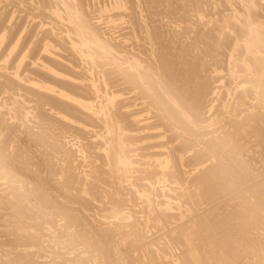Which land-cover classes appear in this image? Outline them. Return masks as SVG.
I'll use <instances>...</instances> for the list:
<instances>
[{
    "label": "bare ground",
    "instance_id": "obj_1",
    "mask_svg": "<svg viewBox=\"0 0 264 264\" xmlns=\"http://www.w3.org/2000/svg\"><path fill=\"white\" fill-rule=\"evenodd\" d=\"M6 1V0H5ZM10 1H12V0H8V2L10 3ZM19 2H15V1H13V3L15 2L16 4L18 3V4H20V1H22L23 3L22 4H20V5H22L24 8H26L27 7V2H29L30 4H33L34 3V0H18ZM37 2V4H38V2L39 1H46L45 2V4H47V5H45V6H47L46 8H45V6H42V7H44L45 8V10H44V8H42V7H40V6H38L40 9L42 8L43 9V13L42 14H44L45 12H47V14H44V16L43 17H46V15L48 16L47 18H49L50 19V21H53V22H56L57 24H58V26L57 25H55L57 28H58V30H59V33H57V31H55V27H54V24H53V27H51L50 29H47V36H49L50 35V38H53V40H54V42L55 41H57V44H59L58 42H60V43H62V46L59 44V46L60 47H63L64 46V48L65 49H63V50H65L66 52H69L71 55H72V59L74 60H71V61H73V63L72 62H69V63H72L71 65L70 64H67V63H65L64 61H58V60H56V62H59L60 63V65H58L59 67L57 68H55V66L57 65V64H59V63H55L54 65L52 64V62L51 61H46V60H44V58L43 57H41V59H43V61H41V63H39V62H34L33 60V64L35 63V64H37V66H35V64H34V66H33V68H31L32 69V71H31V73H35L36 72V74L37 75H34V76H37V79L35 78H31V76L33 75V74H30L29 75V73L30 72H28V71H24L25 73H28L27 75H25V76H23V68L26 70L27 68H29V67H27L26 68V65L28 66V63L26 62V61H24V62H22V63H20L19 64V66L17 65V64H15V65H17L18 67H17V72H16V74H15V77H13L12 76V72H10L9 70H8V68H10V64L11 63H7V64H9L8 65V68H7V65H0V96H2L1 98L3 99V97L5 98V99H7L8 100V103H5L6 102V100L5 101H1L2 102V105H3V103H5V104H7V105H4V108H3V110H0V121H2L3 119H4V121H7V123H5V124H8V123H10V124H14V125H16V126H18V127H20V128H22L20 125H19V122H21V120H23V119H26V124L24 125L25 127H23V130L24 131H26L27 133H31V132H34L35 130H34V128L36 127V126H34V124H33V118L35 117V118H38V120H40L39 118H41V120H43V124H46L47 123V125H49V128L48 127H46L47 129H48V133L46 132V134H47V137H46V135H41L42 137H46L45 139H44V141H43V138H41V136H40V138L42 139V143L40 144V146L43 148V149H45V151H46V154L49 156L48 157V160H49V162L47 163L46 162V158L44 159L45 160V162H46V166L48 167V165L47 164H50V169L47 171L49 174L46 176V181H47V183L46 184H48V186L50 187V189L48 188V190H50L51 192H53V194L55 195V199H57V198H61L60 200H62V199H65V201H62V202H66L67 200L69 201H71V202H74V204L73 203H71V205H77V204H79L80 203V205H82L83 204V207H84V205H86V206H88L90 209H91V207H90V202H92V201H88L89 199H86V198H88V197H85V196H82V194L83 193H86L87 195H90V194H96V195H98L97 194V191L98 192H100L98 189H99V184H102L101 186H103V185H107L108 186V189H110L111 191L110 192H108V190H105L104 192L106 193V191L108 192V194H110V201H111V195H112V200H113V203H108L109 205L107 206V207H105L108 211V214L111 216V218H112V221H113V223H112V226H110V225H108L106 222V224L108 225L107 226V229H108V227L110 226V227H112V229L110 230L111 231V238L112 237H116V236H118L119 237V235L118 234H122V235H124V234H126L127 233V236H126V238L127 239H129L128 237H129V231L127 230L128 228H129V225H130V223L129 224H127V221L129 222V215L131 214H133L134 213V211L132 210V209H130V208H128L127 206H131V205H129V203H128V205H127V202H125L124 200L126 199H124L123 200V203L125 202V204L127 205L126 207L127 208H125V206L122 204V198H124V197H122L121 196V193H122V189L123 188H125L124 187V183H125V181H127V177H126V174H127V169L128 168H130V167H128V166H133V165H136V164H133V162H131L129 159H132V157L135 155H133V156H131L130 154L132 153L133 154V152H132V150L131 149H133L132 147L135 145V147H136V145L138 144V143H141L142 145H144V147H140V148H143V149H146V150H141L142 151V153L144 152V151H147V150H152L154 147H156V146H158L159 144H160V146H158L161 150L160 151H152V153L151 152H149L148 154H146V156L148 157V159L147 160H144V162H147V161H151V163H152V165H154V164H156V166L158 167V168H160V170L161 171H159V172H156L155 173V175L156 176H154V177H159V176H161V178H159V179H156V180H153L154 182L153 183H149L148 182V180L146 181V177H145V180H143V181H146L148 184H145V182H144V184H143V181H140L139 179H137L138 178V175H137V180L136 181H138V182H142V185L139 183L138 184V182H136V183H133L132 184V182H131V189H134L135 188V190H130V187H129V189L128 188H126V190L128 189V190H130V192L129 193H131V191H133L132 193H134V195L136 196V204H134V205H140L142 208H143V210L145 209V212L147 213V215L146 214H144V215H146L147 216V218H146V216H145V218L146 219H141L140 217H138V218H140L141 220H139V219H137L136 220V225H137V227H143L144 228V231L142 232V234L144 233V235H143V237H145V234H147L146 232V230H149L150 228L152 229V227H149L150 225L149 224H154L155 222V225H151V226H156L157 227V229L160 231V229L162 230V229H165V228H168V226L167 225H169L170 226V223H171V219H170V217H172V216H176V214H178L177 212H176V214H171V213H169V208H172L173 206H168V204L165 206L166 208H164V206H163V204H164V202H162L160 199H158V200H160V201H158L156 198L157 197H160V196H162L164 193L165 194H167V192H166V190H167V186H166V181H164L163 179L166 177V175H167V171H169L170 170V168H172V167H170V164L171 163H175L176 161H175V159H179L180 160V162L182 161V156H180L179 157V153L177 154L178 155V157H175L174 155H173V153L171 152V150L169 149V148H167V146L168 145H171V144H169L168 143V145H162L163 143H160L161 141L159 140V144L158 145H155L154 143H156V142H154V143H151L150 142V140H152L155 136H156V133H150V134H147V133H143L142 132V129H144V130H146V132H150L151 130L153 131V129H155L154 127V123L153 124H151V125H149V122L148 123H146L147 121H149L150 119H153V118H150L149 117V114H150V116H151V114H153V116L157 119V116L159 117V120L161 119L162 121L164 120L165 122H166V124H165V122L163 123V124H158L159 125V127L160 126H162L163 128H165V127H167V129L168 130H170V128H171V131H170V133L172 132V131H174V132H179L178 134H182L183 135V138L185 139V137L186 138H188V139H192L193 141L192 142H195V145L197 146L196 148L199 150V151H201V150H203V149H205L207 146L206 145H208L209 146V144H210V141L212 140V139H215V141H216V139L218 138L217 136H213L212 137V139H210V140H208L207 139V137L208 136H210V135H214L213 134V125H215V124H218V122L220 121L219 120V118L220 119H222L221 118V116H224V118L226 117V119L225 120H223L222 119V121H223V123H224V125H225V123H229V125H227V128L231 125L232 126V128L235 130V134H234V137H235V135L237 136L238 134H240V131H243V129H242V127L244 126V121L245 120H247V119H249L251 122H253V123H255V124H257V127L255 128V131L254 132H252V133H256L257 135H260L261 137H264V3L262 2V0H223L227 5H228V7H230V8H232L231 10H233V12L232 13H234V14H228L227 13V16L228 17H231L232 19H233V21L231 22L230 20H228L229 22H231L230 23V25H225V26H223V30L224 31H222V30H220V32H217V34L215 35H213L212 34V36H213V38H215V36L217 37V38H221L222 36H223V39L221 40V42L219 41L217 44L220 46V48H216V47H214V43L213 42H211L210 41V43L208 44V46L210 45V46H212L213 48H216V49H218L219 50V52H220V54L218 55L219 56V58L221 59V60H219L218 62H219V64H220V66L218 67V65H216V66H214L213 68H215V67H218V69L219 70H221V73H222V77H217L219 80H220V87H218L219 89V95L218 94H216V95H218V98H217V102H216V104L218 103V106L217 105H215L216 107H218V108H216V110H214L215 108H214V105L212 106V104L213 103H210V105H211V109H209L208 107H207V104H206V107L207 108H205L206 110L207 109H209L208 111H205V112H209L208 114H206L205 112H203V113H205V115L207 116L206 118H204V115H202L203 117V119L201 120L200 118H201V115L199 116L200 118H198L197 117V113H198V115L200 114L199 112H197V113H195L196 111H197V109H196V104L194 105L195 107H194V109H192L193 107H192V105H190V106H188V105H186L185 104V102H186V100H187V98H186V95H187V91L185 92V90H188L189 91V89H183L184 91H183V93L185 92V94H184V96L185 97H182V95H183V93H179L180 91H179V88L178 87H176V86H179V85H176L175 86V84L174 83H172L171 82V80L169 81V78L166 76L167 75V73H166V75H165V71H162L161 72V70H164V69H160L161 68V65L162 64H160L161 62L163 63L164 61H166L167 59H165V60H163L164 59V57L166 58H169L168 56H164L163 57V54L162 55H160L161 56V58H159L160 59V61H159V59L157 58V56L158 57H160L158 54H157V56L155 55L156 53H153L154 52V50H153V52L152 51H147V52H149V54L147 53V54H145V53H143V52H145L146 50H149V49H147L146 48V46L148 47V45L150 46L151 44L153 45V43H147V45L146 44H144V42H143V40L141 41V42H143V44H144V46H145V48L146 49H143L142 48V44L141 43H139L138 41H136L138 44H141L142 46H140L141 47V49L140 48H137V49H140V52H138V53H142L143 55H142V57H138L136 54H134V52H130L131 50H129L130 48H131V44H130V46H129V48H127V46L125 45L126 44V42H125V44H122V40L119 42V43H115V39H114V42L112 41L111 42V40H109V39H107V37H103L104 35H106V34H103V32H105V31H103V28L102 29H100L99 27V30H101L102 31V33L101 34H103V36L100 34V32L98 31H96V30H98V28L97 29H95V32H93V30H92V26L93 25H91V29H90V27H88L87 26V24L88 25H90V23L92 22H90V23H87V22H89V19L88 18H90V17H88L89 15H91L89 12H87V14H88V16H85L86 14H85V12H83V11H81V13H82V16H83V13L85 14L84 16L85 17H88V18H85V20L86 19H88V20H84V19H82L81 18V16H80V12H79V7H78V2L80 1H76L75 2V0H36ZM81 1H83V0H81ZM116 1V0H115ZM136 2L135 3V5L136 4H141V3H143V2H147V4H148V6H149V3H152V2H154L153 0L151 1V2H149L148 3V1H150V0H133V2ZM157 1V0H156ZM165 1V0H164ZM163 1V2H164ZM172 1V0H171ZM170 1V2H171ZM185 1V0H184ZM195 1V0H194ZM194 1H192L193 3H194ZM199 1V0H198ZM201 1V0H200ZM208 1H210V0H208ZM207 1V2H208ZM220 1H222V0H220ZM220 1L218 2L219 3V5H220ZM3 2V1H2ZM24 2H26L25 3V5H24ZM33 2V3H32ZM123 2V1H122ZM127 2V1H126ZM130 2H131V0L129 1V4H130ZM169 2V1H168ZM191 2V1H190ZM189 2V4H191ZM216 2H217V0H216ZM4 3V2H3ZM14 3V4H15ZM29 3H28V6H29ZM42 3V2H41ZM76 3H77V6H76ZM83 3H85L84 1H83ZM83 3H81L82 5H80V6H82V8H83ZM87 4H88V2H86ZM160 3H162V2H159L158 1V3H156V4H160ZM173 3V2H172ZM199 3V2H198ZM212 3H214L213 2V0H212ZM218 3H216V5L218 4ZM222 3V2H221ZM8 4V3H7ZM6 4V5H7ZM15 4V5H16ZM35 4V3H34ZM80 4V3H79ZM87 4H85L86 6H89L91 3L89 2V5H87ZM121 4V3H120ZM125 4V3H124ZM128 4V3H127ZM128 4V5H129ZM134 4V3H133ZM153 4V3H152ZM171 4V3H170ZM188 4V6H187V8H189V5ZM203 3H201V5H202ZM215 4V3H214ZM224 4V3H223ZM112 6H113V2H112V4H111ZM142 5V4H141ZM157 5V6H158ZM184 5H187V4H184ZM193 5V4H192ZM196 5V4H195ZM201 5H198V6H201ZM209 6H210V4H208ZM222 5V4H221ZM8 6V5H7ZM26 6V7H25ZM31 6V5H30ZM85 6V7H86ZM92 6V5H91ZM95 6V5H94ZM100 6V5H99ZM115 6V5H114ZM121 6V5H120ZM125 6V5H124ZM132 7L133 8V5L131 4V5H129V6H125L127 9H128V7ZM143 6V5H142ZM145 6V5H144ZM154 6L155 5H152V7L154 8ZM156 6V7H157ZM180 6V5H179ZM183 6V5H182ZM31 7H33V6H31ZM37 7V8H38ZM104 7V6H103ZM107 7V6H106ZM139 6H137L136 8H135V6H134V8H135V10L138 8ZM156 7H155V9H154V13H155V11L156 10H158V15H159V11H160V9H156ZM159 7V6H158ZM157 7V8H158ZM160 7H164V4L162 5V6H160ZM159 7V8H160ZM194 7V6H193ZM215 7V6H214ZM4 7H2V9H3ZM19 8H20V6H19ZM36 8V7H35ZM88 9H89V7H87ZM94 8H96V7H94ZM119 8V7H118ZM143 8V7H142ZM149 8V7H148ZM150 8H151V6H150ZM165 8V7H164ZM164 8H163V10H162V12L164 11ZM166 8H167V5H166ZM168 8H169V6H168ZM197 6L195 7V10H193V11H198L197 9H199V8H197ZM201 8H204L205 9V5H204V7H201ZM200 8V9H201ZM28 9V8H27ZM29 9H31V8H29ZM33 9H34V7H33ZM91 9H93L92 7H91ZM99 9V8H98ZM183 9H185V8H183ZM204 9H202V10H204ZM209 9V8H208ZM32 10V9H31ZM31 10H29V11H31ZM38 10V9H37ZM81 10H84V9H81ZM86 10V9H85ZM84 10V11H85ZM104 10V9H103ZM116 10V9H115ZM118 10V9H117ZM129 10L131 11L132 9H130L129 8ZM129 10H127V12L129 11ZM135 10H133V11H131L132 12V14L134 13V11ZM139 10H141L140 9V7H139V9H138V11ZM144 10H145V8H144ZM143 10V11H144ZM175 10V9H174ZM215 10H217L216 8H215ZM9 11V10H8ZM24 11H25V9H24ZM39 11V10H38ZM45 11V12H44ZM90 11V10H89ZM96 11V10H95ZM137 11V10H136ZM135 11V12H136ZM169 11H171V10H169ZM168 11V12H169ZM182 11V10H181ZM189 11H192V10H190L189 9ZM189 11H188V9H187V11H186V13L188 12L189 13ZM192 11V12H193ZM27 12V11H26ZM35 13L36 14V10L35 11H31L30 13ZM91 12V11H90ZM102 12V11H101ZM141 12V11H140ZM152 12V11H151ZM161 12V13H162ZM165 12V11H164ZM163 12V13H164ZM201 12V11H200ZM200 12L198 11V13L199 14H195L196 16V19L198 18L200 21H203L204 20V16L202 15H200ZM205 12V11H204ZM4 13V12H3ZM16 13V12H15ZM29 13V12H28ZM32 13V15H34ZM93 13V12H92ZM104 13V12H103ZM109 13V12H108ZM115 13V12H114ZM130 13V12H129ZM144 13L145 12H143V15H144ZM153 13V12H152ZM155 13V14H156ZM167 13V12H166ZM165 13V14H166ZM172 13H173V10H172ZM175 13H178V12H176L175 11ZM203 13V12H202ZM238 13V16L236 15ZM94 14H96V12L94 13ZM132 14L130 15L131 16V20H134L135 21V18L134 17H132ZM137 14V13H136ZM168 14V13H167ZM171 14V13H170ZM179 14V13H178ZM1 15V14H0ZM7 15V14H6ZM37 15H39V14H37ZM108 15V14H107ZM125 14L123 13V12H121V13H115V16L114 15H111L110 17H107V21H115V20H113L114 19V17H122L123 18V16H124ZM138 16L140 15V13H138L137 14ZM142 15V16H143ZM152 15H154V14H152ZM182 15V14H181ZM181 15H179V17L181 16ZM184 16H185V14H183ZM182 15V16H183ZM187 15V14H186ZM30 16V15H29ZM40 16H42V15H40ZM84 16H83V18H84ZM135 16V15H134ZM137 16V18L136 19H139V17ZM145 16V15H144ZM147 16V15H146ZM145 16V17H146ZM148 16L150 17L151 16V13H150V15L148 14ZM146 17V18H149V17ZM166 16V15H165ZM169 16V15H168ZM174 17L176 16V15H173ZM181 16V17H182ZM193 16V15H192ZM33 17V16H32ZM39 17V16H38ZM95 17V16H94ZM103 17V16H102ZM105 17V18H106ZM178 17V16H177ZM180 17V18H181ZM190 18H191V16H189ZM188 17V18H189ZM224 17H225V15H224ZM42 18V17H41ZM104 18V17H103ZM134 18V19H133ZM140 18H142V17H140ZM145 18V19H146ZM151 18V17H150ZM146 19L148 22H149V20H151L152 18H154V16L151 18V19ZM160 18H162V17H159V18H156V20L157 19H159V21H160ZM170 18V17H169ZM168 18V19H169ZM179 18V19H180ZM184 18V17H183ZM182 18V19H183ZM185 18H186V16H185ZM188 18H186V19H188ZM189 18V19H190ZM214 18H216V17H214ZM227 18V17H226ZM15 19V18H14ZM46 19V18H45ZM90 19H92L93 20V18L91 17ZM121 19V18H120ZM130 19V18H129ZM145 19H143V20H145ZM155 19V18H154ZM171 19V18H170ZM169 19V20H170ZM173 19V18H172ZM171 19V20H172ZM175 19V18H174ZM176 19H178V18H176ZM178 19V20H179ZM182 19H181V21H182ZM206 19V18H205ZM220 19V18H219ZM230 19V18H229ZM231 19V20H232ZM41 20V19H40ZM106 20V19H105ZM104 20V21H105ZM131 20H130V23H131ZM156 20H154L155 22H156ZM185 20V19H184ZM191 20H193V18H191ZM218 20V19H217ZM220 20H224V23H225V19L224 18H222V19H220ZM3 21V20H2ZM47 21V20H46ZM49 21V20H48ZM47 21V22H48ZM94 21V20H93ZM140 21V20H139ZM139 21H137L136 22V24L139 22ZM141 21H142V19H141ZM153 21V22H154ZM180 21V20H179ZM178 21V22H179ZM186 21V20H185ZM193 21H197V20H193ZM210 21V20H209ZM215 21V20H214ZM221 21V22H222ZM12 22V21H11ZM38 22V21H37ZM45 22V21H44ZM52 22V23H53ZM142 22H144V21H142ZM144 22V23H146L145 25L146 26H142V24L144 25V23H142V24H140V26H141V28L143 27V28H145V30H147L148 29V27H150V30H149V32L152 30L151 29V26H149V23L151 22ZM169 22V21H168ZM188 22V21H187ZM217 22H220V21H217ZM217 22H216V26H218L217 25ZM16 23V22H15ZM55 23V24H56ZM96 23V22H95ZM95 23H92V24H95ZM125 23V22H124ZM123 23V24H124ZM129 23V22H128ZM133 23V22H132ZM140 23V22H139ZM147 23H148V26H147ZM157 23V22H156ZM164 23H166V22H164ZM195 23V22H194ZM199 23V22H198ZM202 23V22H201ZM215 23V22H214ZM223 23V24H224ZM1 24V23H0ZM38 24V23H37ZM43 24H45V23H43ZM59 24L61 25V27L59 28ZM112 24V23H111ZM110 24V25H111ZM117 24V23H116ZM162 24V23H161ZM190 24L192 25V23H191V21H190ZM189 24V25H190ZM200 24V23H199ZM204 24V23H203ZM207 24V23H206ZM219 24V23H218ZM3 25V24H2ZM46 25V24H45ZM97 25V24H96ZM159 25H160V23H159ZM175 25V24H174ZM182 25V24H181ZM191 25L189 26V28H190V32L191 33H193L192 32V29H191ZM221 25V24H220ZM219 25V26H220ZM18 26V25H17ZM39 26H40V24H39ZM156 26V25H155ZM154 26V27H155ZM185 26V25H184ZM199 26V25H198ZM208 26V25H207ZM3 27V26H2ZM6 27V26H5ZM28 27V26H27ZM119 27V26H118ZM127 27V26H126ZM133 27V26H132ZM146 27H147V29H146ZM164 27V26H163ZM177 27V26H176ZM179 27V26H178ZM182 27V26H181ZM192 27H193V25H192ZM195 27V26H194ZM205 27V26H204ZM211 27V26H210ZM207 28V27H205V29L207 28V29H211V28ZM87 28H89L90 30H88ZM95 28V25L93 26V29ZM131 28V27H130ZM139 28V27H138ZM142 28V29H143ZM157 28V27H156ZM155 28V31H157V29H161L160 27L159 28H157L156 29ZM175 28V27H174ZM187 28H188V26H187ZM187 28H184L185 30L187 29ZM197 28V27H196ZM200 28V27H199ZM2 29V28H1ZM33 29V28H32ZM127 29V28H126ZM167 29H168V26H167ZM204 29V30H205ZM220 29V28H219ZM219 29H216V30H218L219 31ZM9 30H11V29H9ZM19 30V29H18ZM21 30V29H20ZM92 30V31H91ZM109 30V29H108ZM135 30V29H134ZM138 30V29H137ZM163 30V29H162ZM166 30V29H165ZM164 30V31H165ZM194 30V29H193ZM212 30H214L213 28H212ZM212 30H210V31H212ZM46 31V30H45ZM63 31V32H62ZM125 31V30H124ZM127 31H129V29L127 30ZM133 31V30H132ZM142 30H140V32H141ZM144 31V30H143ZM160 30H158L157 31V33L159 32ZM163 31V32H164ZM170 31V30H169ZM168 31V32H169ZM175 31V32H174ZM181 32V29L179 28V30L177 29V32ZM200 31V30H199ZM198 30H197V33L199 32ZM14 32V31H13ZM12 32V33H13ZM126 32V31H125ZM125 32H124V34H125ZM134 32V31H133ZM147 32H148V30H147ZM148 32V33H149ZM154 32V31H153ZM172 32V31H171ZM173 32L174 33H176V30H173ZM172 32V33H173ZM184 32V31H183ZM186 32H187V30H186ZM186 32H184L183 33V35H185V37H186V39L188 40V38H187V36L186 35H188V34H186ZM203 32H205L206 33V35L208 34L207 33V30L206 31H203ZM15 33V32H14ZM40 33V32H39ZM43 33V32H42ZM44 33H43V35H44ZM65 34V35H62V34ZM126 33H128V32H126ZM151 33V36H153V34H152V32H150ZM170 33V32H169ZM171 33V34H172ZM202 33V32H201ZM201 33L200 34H198V35H201ZM211 33V32H210ZM8 34V33H7ZM6 33H5V35H7ZM59 34V35H58ZM135 34V33H134ZM140 34H142V32L140 33ZM146 34V33H145ZM156 34V33H155ZM4 35V34H3ZM12 35V34H11ZM24 35V34H23ZM26 35V34H25ZM37 35V34H36ZM121 35V34H120ZM136 35V34H135ZM148 34H146V36H147ZM150 35V34H149ZM148 35V36H149ZM157 35V34H156ZM166 35V34H165ZM164 35V36H165ZM175 34H172V36L173 37H175L174 36ZM176 35H177V33H176ZM180 35H182L181 33H180ZM182 35V36H183ZM196 35V34H195ZM194 35V36H195ZM127 36V35H126ZM133 36V35H132ZM132 36H130L129 35V37H131L132 38ZM137 36V35H136ZM142 36H145V35H141V37ZM158 36L160 37V34H158ZM168 36V35H167ZM181 36V37H182ZM189 36V35H188ZM191 36V35H190ZM194 36H192V37H194ZM211 36V34H210V38L212 37ZM5 37V36H4ZM7 37V36H6ZM23 38H25L24 36H22ZM38 37V36H37ZM40 37V36H39ZM43 37V36H42ZM113 37V36H112ZM140 37V38H141ZM155 37V36H154ZM157 37V36H156ZM155 37V38H156ZM169 37H171L170 36V34H169ZM177 37V36H176ZM184 37V36H183ZM182 37V38H183ZM196 37V36H195ZM202 37V36H201ZM201 37L200 38H197V39H200L201 40ZM207 37V36H206ZM205 37V38H206ZM46 38H48V37H46ZM45 38V36H44V39H46ZM50 38H48V39H46V40H49ZM116 38V37H115ZM124 38V37H123ZM133 38H135V39H140L139 38V35L137 36V38L136 37H133ZM151 39H153L152 37H150ZM154 38V39H155ZM158 38V37H157ZM166 38V37H165ZM164 38V39H165ZM209 38V37H208ZM212 38V39H213ZM225 38V39H224ZM2 39V38H1ZM41 39V38H40ZM39 39V40H40ZM43 38L41 39V41L42 40H44ZM142 39H144V38H142ZM147 39H148V37H147ZM146 39V40H147ZM154 39H153V42H154ZM159 39V38H158ZM169 39V38H168ZM174 38H172V40H173ZM204 39V38H203ZM5 40H7V39H5ZM36 40V39H35ZM52 40V39H51ZM52 40V41H53ZM113 40V39H112ZM125 40V39H124ZM132 40V39H131ZM141 40V39H140ZM150 40V39H149ZM169 40H171V38L169 39ZM172 40H171V42H169L170 44L172 43ZM175 40V39H174ZM177 40V39H176ZM179 41H181V39H178ZM177 40V43H173V45L174 44H178V46H179V41ZM199 40V41H200ZM205 40V39H204ZM204 40H202V42L204 41ZM214 40V39H213ZM212 40V41H213ZM2 41V40H1ZM45 41V40H44ZM52 41H51V43H52ZM148 41V40H147ZM146 41V42H147ZM189 41V40H188ZM198 41V40H197ZM206 41V40H205ZM209 41V40H208ZM215 41V40H214ZM6 42V41H5ZM19 42V41H18ZM18 42H16V43H18ZM54 42H53V44H54ZM117 42V41H116ZM131 42V41H130ZM149 42V41H148ZM157 42H159V41H157ZM157 42H155V43H157ZM162 42V41H161ZM166 42V41H165ZM175 42V41H174ZM190 42V41H189ZM193 41H191L190 43H192ZM195 42H196V39H195ZM202 42H200L201 44H202ZM33 43H35V42H33ZM136 43V44H137ZM154 43V44H155ZM186 44H188L187 42H185ZM199 43V42H198ZM4 44V43H3ZM2 44V45H3ZM23 44V43H22ZM56 44V43H55ZM127 44H128V42H127ZM135 44V43H134ZM136 44H135V49H136ZM169 44V46H168V49L170 48V47H172L171 45ZM180 44H182V43H180ZM193 44V43H192ZM204 44V43H203ZM215 44H216V42H215ZM217 44H216V46H217ZM15 45V44H14ZM20 45V44H19ZM33 45V44H32ZM35 45H37V44H35ZM35 45H34V47H35ZM41 45V44H40ZM43 45V44H42ZM94 45V46H93ZM168 45V44H167ZM176 45H174V46H176ZM190 45V44H189ZM194 45V44H193ZM221 45H222V47H221ZM10 46H11V44H10ZM56 46V45H55ZM54 46V47H55ZM115 46H117V48H115ZM134 46V45H133ZM154 46V48H155V45H153ZM156 46H158L157 44H156ZM165 46V45H164ZM173 46V47H174ZM178 46H176L175 48H178ZM182 46H185V45H183L182 44ZM195 46V45H194ZM193 46V47H194ZM196 46H198V44L196 45ZM21 47V46H20ZM139 47V46H138ZM158 47H161V45L160 46H158ZM172 47V48H173ZM181 46H179V49H181L180 48ZM187 47H192V46H187ZM187 47H184V50H183V52L185 51V48H187ZM192 47V48H193ZM11 48V47H10ZM14 48V47H13ZM16 48H17V46H16ZM23 48V47H22ZM28 48V47H27ZM31 48H32V46H31ZM51 48V47H50ZM50 48H49V46H48V44H47V46H44V52H45V54L46 53H49V54H51V50H50ZM149 48V47H148ZM153 48V49H154ZM164 48H167V47H164ZM189 49L188 50V48H187V50H188V52H187V50H186V52H184V53H182L181 52V55L183 56V58H184V55L185 56H188V58H191V59H194V62H195V59L198 61V58H197V56L199 57V52L197 53L196 51V53L198 54H196V53H194V51L193 50H195L194 48L193 49ZM199 48H201V45L199 46ZM204 48V47H203ZM7 49V48H6ZM24 49V48H23ZM40 49H43V46H42V48H40ZM60 49V48H59ZM128 49V50H127ZM134 49V48H133ZM143 49V50H142ZM152 49V48H151ZM156 49V48H155ZM158 50H160V48H157ZM156 49V50H157ZM162 49H163V47H162ZM207 49V48H206ZM205 49V50H206ZM3 49H0V53H1V51H2ZM16 50V49H15ZM20 50V49H19ZM33 50V49H32ZM31 50V51H32ZM62 50V49H61ZM145 50V51H144ZM164 50V49H163ZM173 50H174V48H173ZM197 50V49H196ZM199 50V49H198ZM218 50H215L217 53H215V51L213 52V53H215L214 55H216V54H218ZM29 51V50H28ZM30 51V53H32ZM56 51V50H55ZM134 51V50H133ZM169 51V50H168ZM166 52V54L167 53H170V52ZM171 51V50H170ZM3 52V51H2ZM8 52V51H7ZM6 52V53H7ZM9 52H12V51H9ZM14 52V51H13ZM18 52V51H17ZM26 52V51H25ZM39 52V51H38ZM42 52V51H41ZM65 52V53H66ZM159 52V51H158ZM203 52V49L201 50V54H203L202 53ZM207 52H208V50H207ZM30 53H29V55H30ZM160 53H162V52H160ZM159 53V54H160ZM173 53V51H171V54ZM174 53H175V51H174ZM209 53V52H208ZM211 53V52H210ZM58 54H60V53H56V56H58ZM63 54V53H62ZM145 54V55H144ZM194 54H196L197 56H195ZM212 54V53H211ZM222 54V55H221ZM12 55V54H11ZM16 55V54H15ZM28 55V56H29ZM44 55V54H43ZM55 55V54H54ZM68 55V54H67ZM71 55H68V57H71ZM167 55H169V54H167ZM196 57H194V56ZM204 55V54H203ZM220 55L222 56V58L220 57ZM4 56H6V54L4 55ZM26 56V55H25ZM46 56H48L47 54H46ZM46 56H44L46 59H47V57ZM60 56H61V54H60ZM140 56H141V54H140ZM144 56H146L145 58H143ZM181 56V57H182ZM205 56V55H204ZM203 56V57H204ZM211 56V55H210ZM209 55H208V57H210ZM217 56V55H216ZM217 56V57H218ZM30 57V56H29ZM28 57V58H29ZM63 57H65V58H67L68 59V57L67 56H63ZM180 57V56H179ZM201 57H202V55H201ZM207 56H206V58L209 60L210 58H208ZM49 56H48V60H49ZM65 58H62V56H61V59H65ZM171 58V57H170ZM213 57H211V59H212ZM218 58V59H219ZM11 59V58H10ZM19 59V58H18ZM66 59V60H67ZM106 60V61H109V62H111L112 64H113V66H115V67H117L116 68V72L114 71H111V70H109V71H107V69H104V67H108L107 66V62H103L104 60ZM176 59V58H175ZM190 59V60H191ZM201 59V58H200ZM207 59H206V61H207ZM211 59L209 60V61H211ZM216 59L217 58H215L214 57V60H215V62H216ZM7 60H9V59H7ZM21 60V59H20ZM34 60H35V58H34ZM39 60V59H38ZM52 60V59H51ZM100 60H103L102 62H100ZM171 60V59H170ZM185 60V58L183 59V64H184V61ZM189 60V59H188ZM205 59L203 58V61H204ZM3 61V60H2ZM5 62H6V60H4ZM9 61H14V60H9ZM18 61V60H17ZM36 61V60H35ZM40 61V60H39ZM45 61V62H44ZM53 61V60H52ZM160 62L159 64H157V62ZM168 61V60H167ZM181 61H182V59H181ZM186 61H187V57H186ZM208 62V61H207ZM212 62H213V59H212ZM18 63V62H17ZM165 63V62H164ZM163 63V64H164ZM172 63H173V61H172ZM180 63V62H179ZM187 63H188V61H187ZM186 63V64H187ZM191 63V62H190ZM206 63V62H205ZM204 63V64H205ZM214 63V62H213ZM4 64H6V63H4ZM174 64V63H173ZM192 64V63H191ZM194 64L195 63H193L192 65L193 66H191L190 68H192V67H194ZM200 64V63H199ZM201 64H202V62H201ZM200 64V65H201ZM203 64V65H204ZM210 63H208L207 64V67L208 68H210V66H208ZM214 64H218V63H214ZM80 65V67H81V65H85V66H87V69L86 68H82V70H85V72L84 71H81L79 68H77L78 70H75L74 68H75V66H79ZM108 65H110L111 66V64H109L108 63ZM157 65H159V66H157ZM164 65H166V64H164ZM163 65V66H164ZM175 65V64H174ZM197 65V64H196ZM206 65V64H205ZM12 66H13V68H14V65H13V63H12ZM113 66H111L112 67V70L114 69L113 68ZM171 66H172V64H171ZM179 67H180V69H181V67H182V64L180 63V65H178ZM178 66L176 67V65H175V67L176 68H178ZM111 67H109L110 69H111ZM166 67H170V64H169V66H166ZM165 67V68H166ZM186 67V66H185ZM188 69H190L189 68V63H188ZM12 68V69H13ZM97 68H99V69H101V70H97ZM184 68V67H183ZM196 68H198V65H197V67ZM201 68V67H200ZM203 68H206V66H203ZM213 68H212V66H211V69L213 70ZM30 69V68H29ZM103 69V70H102ZM167 69V68H166ZM165 69V70H166ZM179 69V70H180ZM186 69V68H185ZM188 69H187V72H188ZM193 69H195V67L193 68ZM215 69H217V68H215ZM217 69V70H218ZM10 70H11V68H10ZM80 70V71H79ZM115 70V69H114ZM172 71H170V73H168V75L170 76L171 75V79H173L172 77H175V76H177V73H181V71H179V72H177L178 70L176 69V70H173V69H171ZM202 70H204V69H202ZM206 70V69H205ZM210 69H208V71H209ZM212 70H210L211 72H213ZM10 73H9V72ZM30 71V70H29ZM43 72V73H45L44 74V78H46V80H53V82H48V81H46V80H44L42 77H43V73H42V75H41V72ZM111 71V72H110ZM167 71H168V69H167ZM166 71V72H167ZM177 72V73H174V72ZM189 71H192L191 73H189L190 75L191 74H193V73H195L196 72V69H195V72H193V70L192 69H190ZM208 71L206 72V71H203L204 73L206 72V73H208ZM215 71V70H214ZM21 72H22V74H21ZM108 72H110V73H108ZM112 72H113V75H116V73H119L118 74V79H119V82H120V84H121V81L120 80H122V79H124V81H122V83L124 82L125 84H127L126 86L127 87H129V92L128 93H130V92H133L134 91V95H133V98H125V94L123 93V90H128V89H126L125 87V89H123V90H121V92H119V94H117L116 92V86L119 84H117L116 82H115V79H113L114 80V82L117 84H115L112 80V82L113 83H109V82H111L109 79L112 77L111 75H109V74H112ZM164 72V73H163ZM182 72L183 73H186V71H183L182 70ZM198 72H200V69H197V72L196 73H198ZM163 73V74H162ZM196 73L194 74V76L196 75ZM205 73V74H206ZM200 74V73H199ZM210 74H213V73H210ZM209 74V76L210 77H212L211 75ZM218 74H219V72H218ZM119 75H122V79H120L119 78ZM185 75H187V74H185ZM190 75L188 76V77H190ZM198 75V74H197ZM208 74H206V75H201V76H207ZM215 75V74H214ZM220 75V74H219ZM111 76V77H110ZM179 76H181V75H179ZM178 76V77H179ZM182 76H184V74L182 75ZM209 76L207 77V78H209ZM110 77V78H109ZM117 77H114V78H117ZM124 77V78H123ZM185 77V76H184ZM193 77V76H192ZM197 78V80H198V77L199 76H196ZM109 78V79H108ZM113 78V77H112ZM182 78V77H181ZM187 78V77H186ZM195 77H193V79H194ZM206 78V77H205ZM206 78V79H207ZM175 79V78H174ZM173 79V80H174ZM176 79H177V77H176ZM175 79V80H176ZM183 79H185V78H183ZM191 79V78H190ZM190 79H188L189 81H190ZM196 79H194V80H196ZM203 79V78H202ZM202 79L201 80H199V82L200 81H202ZM213 79V78H212ZM216 79V78H215ZM215 79H213L214 81H217V79L215 80ZM177 81V80H176ZM184 81V80H183ZM189 81L187 82V83H189ZM205 81H207V80H204V82ZM209 81H211L210 83H212V80H211V78H209ZM208 81V82H209ZM179 82V81H178ZM190 82H194L193 80L192 81H190ZM196 82V81H195ZM195 82H194V85H195ZM198 81L196 82V84H197V87H198V89H199V87H200V89H203V90H197V91H200V92H198V93H201L202 95H203V97H202V103L205 105V103H208L209 104V101H210V99H209V97H210V95L212 94V92H211V90H212V88L214 89L215 88V86L214 87H212V88H210L209 89V85H212L213 86V84H214V82L212 83V84H207V82L206 83H204L203 81V83L201 82V84H203V85H201L200 86V83H199ZM219 82V81H218ZM217 82V83H218ZM183 83V82H182ZM120 84H119V87H120ZM179 84V83H178ZM185 84H186V81H185ZM111 85H112V87L114 88H112L111 87ZM122 86H123V84H121ZM189 85V84H188ZM194 85L193 84H190V86L188 87L187 85V87L188 88H190V90H191V88H194ZM218 85V84H217ZM182 86L184 87L185 85H180V88H181V90H182ZM193 86V87H192ZM118 87V86H117ZM186 87V88H187ZM196 88V87H195ZM195 88L194 89H192L193 91L195 90ZM208 89V90H207ZM111 90H113V91H111ZM195 90V91H196ZM127 92V91H126ZM180 95H178L177 93ZM188 93H190V92H188ZM192 93V92H191ZM193 93H196V92H193ZM209 93H210V95H209ZM217 93V92H216ZM2 94V95H1ZM131 94V93H130ZM197 94V93H196ZM120 95L121 96H124L122 99H121V101H120ZM126 95H128V94H126ZM191 95H194V94H191ZM198 95V94H197ZM215 95V96H216ZM138 96H139V99L141 98V99H145L146 98V101L147 100H149V101H147V102H145V100H142L143 102H144V104H146L145 106L148 108V109H146L147 110V112L149 113L148 114V117L146 118L144 115H141L142 114V112L140 113V114H138L137 112L135 113V112H133V111H136L134 108H133V110H131L130 108H132L134 105H136V102H135V100H137L138 101ZM195 96V95H194ZM191 97V96H190ZM201 97V96H200ZM196 98H197V96H196ZM208 98V99H207ZM191 100H192V98H191ZM190 100V101H191ZM214 100V98L210 101V102H212ZM187 101H189V100H187ZM196 102H197V100H195ZM216 101V100H215ZM139 102V101H138ZM142 102V103H143ZM195 102V103H196ZM214 102V101H213ZM140 103V102H139ZM187 103V102H186ZM189 103V102H188ZM193 103V102H192ZM201 103V101L199 102V104ZM251 103V105H249ZM1 105V104H0ZM46 106H47V108H46ZM1 107V106H0ZM3 107V106H2ZM135 107V106H134ZM138 106L136 105V108H137ZM198 107H199V105H198ZM203 107H205V106H203ZM154 110L155 112H153V113H151V110ZM200 109V108H199ZM212 109H213V111H212ZM193 111H195V112H193ZM224 111H226V113L224 112ZM146 112V111H145ZM144 112V113H145ZM146 112V113H147ZM201 112V111H200ZM222 112L223 113H225V115H220V114H222ZM145 117V118H143V119H141V117ZM155 120V119H154ZM153 120V121H154ZM158 120V121H159ZM161 120H160V122H161ZM4 121H2L1 122V124L2 123H4ZM24 121V120H23ZM23 121H22V123H23ZM33 121V122H32ZM44 121H45V123H44ZM145 121V123L147 124H144L145 126H143V124L141 125V126H139V123H141V122H144ZM35 122H37L36 121V119H35ZM42 122V121H41ZM159 123V122H158ZM221 123V122H220ZM219 123V124H220ZM1 124H0V127L2 128V126H1ZM21 124V123H20ZM39 124H41V123H39ZM3 125V124H2ZM36 125H38V123L36 124ZM158 125H156V126H158ZM221 126L223 125V124H220ZM7 126V125H6ZM46 126V125H45ZM212 126V130L211 131H209V127H211ZM221 126H219V128L221 127ZM8 127H9V124H8ZM8 127L6 128V131H7V129H8ZM11 127V126H10ZM17 127V128H18ZM96 127L98 128V130L96 129ZM158 127V128H159ZM223 127H225L226 128V126H223ZM223 127H221V128H223ZM260 127H262V128H260ZM5 128V127H4ZM12 128V127H11ZM10 128V129H11ZM36 128H39V127H36ZM45 128V127H44ZM89 128H91L92 130L93 129H95V131H92L94 134H97V135H99V137H101V142H102V148H101V146H100V151L101 152H96V153H94L93 151L97 148L96 147V145H95V141H92V142H94V146L96 147L95 149H94V146L92 147V144L89 142L90 140L88 139V141L85 139V136L86 135H88V134H90V131L91 130H89ZM218 128V127H217ZM224 128V129H225ZM16 129V128H15ZM157 129V128H156ZM166 129V128H165ZM164 129V130H165ZM230 129V128H229ZM2 130H4V129H2ZM21 129H19V131H20ZM158 130V129H157ZM168 130H166V131H168ZM216 130V129H215ZM223 130V129H222ZM221 130V131H222ZM226 130V129H225ZM224 130V133H226V131ZM232 130V129H231ZM6 131H4V133L6 134ZM22 131V130H21ZM218 132H219V129L217 130ZM217 131H216V133H217ZM220 131V132H221ZM230 131V130H229ZM1 132H3V131H1L0 130V133ZM10 132V131H9ZM37 132V131H36ZM40 132H41V130H40ZM173 132V133H174ZM212 132V134H210ZM37 133H39V132H37ZM42 133H43V131H42ZM159 133H161V131H159ZM167 134V132H165L164 131V134ZM223 133V136L225 135ZM237 133V134H236ZM241 133H243V134H245V135H247V133L246 132H241ZM26 134V133H25ZM45 134V133H44ZM64 134L66 135H68V134H70L71 135V137L72 136H74L73 138L74 139H76L77 137L78 138H80L81 137V139H82V136L84 135V137H83V139L82 140H86V142H88L87 144H85V145H87L88 146V148H85L86 146H83L84 144H82V142H85V141H82L81 142V145L84 147V151L86 152V154L87 155H89V157L91 158V161L88 163L89 165L91 164V165H93V166H91L90 165V167L92 168V170H93V172H90V173H93L94 174V172H98L101 176L103 175V177L102 178H100L97 182L99 183V184H97V182H96V184L93 186V185H91V184H80V181L78 182L79 184H78V189H80L79 191L77 190V192H74L76 189H73L71 186H73V180L75 179V177H73L74 176V173L73 174H71L72 172H71V170L74 168V166H73V162H74V159L77 157L76 155H77V153H79L80 151H83V150H81L82 149V147L79 145V146H77V147H81V149L80 148H76V149H78V151L76 150L74 153L76 154H74V153H71V152H69L70 151V149L68 150L67 149V151L65 150L67 147L65 146V149H63V147H62V144L59 142V141H62L61 140V137H63V139H65L66 140V138H64ZM82 135V136H79V135ZM175 134V133H174ZM218 134H221V133H218ZM226 134H228V130H227V133ZM30 135H32V134H30ZM66 135V136H67ZM69 135V136H70ZM91 135V134H90ZM162 135V134H161ZM181 135V136H182ZM215 135H217V134H215ZM256 135V136H257ZM3 136L5 137V135L3 134ZM26 136H27V134H26ZM65 136V137H66ZM94 136V135H93ZM157 136H159V135H157ZM156 136V137H157ZM162 136H164V135H162ZM166 136V135H165ZM175 136V135H174ZM185 136V137H184ZM226 136V135H225ZM224 136V138L225 139H228V138H230V137H232L231 136V132L229 133V136L227 135L226 137H228V138H226ZM259 136V137H260ZM1 137V136H0ZM7 137V136H6ZM12 137V136H11ZM28 137V136H27ZM30 137V136H29ZM28 137V138H29ZM35 137V136H34ZM37 137V136H36ZM87 137V136H86ZM96 137V136H95ZM99 137H97L98 138V141H100L99 140ZM180 137V136H179ZM221 137V135L219 136V138ZM234 137H233V140H235L234 139ZM258 137V136H257ZM258 137V138H259ZM33 138V137H32ZM38 138V137H37ZM72 138V139H73ZM77 138V139H78ZM157 138H159V137H157ZM174 138H176V137H174ZM209 138V137H208ZM222 138V137H221ZM3 138H1V140H2ZM34 139V138H33ZM92 139V138H91ZM170 139H172V136L170 137ZM178 139V138H177ZM264 139V138H263ZM262 139V140H263ZM7 140V139H6ZM35 140V139H34ZM33 140V142H35ZM95 140H97V139H95ZM161 140L163 141V138H161ZM164 140H165V137H164ZM168 140V139H167ZM187 140V139H186ZM224 140V139H223ZM229 140V139H228ZM232 140V142H235V141H233ZM8 141V140H7ZM7 141H5L6 143H7ZM30 142H31V140H29ZM38 141H39V139H38ZM64 141V140H63ZM62 141V142H63ZM185 141V140H184ZM220 141V140H219ZM4 142V141H3ZM11 142V141H10ZM26 142H27V139H26ZM80 142V141H79ZM169 142V141H168ZM176 142V141H175ZM190 142H191V140H190ZM192 142H191V144H192ZM214 142V141H213ZM0 143H1V141H0ZM36 143V142H35ZM35 143H33L34 145L33 146H35ZM97 143V142H96ZM170 143H171V141H170ZM181 143V142H180ZM179 143V144H180ZM184 143V142H183ZM185 143H186V141H185ZM219 143V142H218ZM221 143V142H220ZM228 143V142H227ZM226 143V144H227ZM229 143H231V141H229ZM32 144V143H31ZM30 144V145H31ZM98 145H99V143H97ZM214 144H215V142H214ZM233 144V143H232ZM3 145V144H2ZM11 145V144H10ZM9 145V146H10ZM74 145V144H73ZM100 145H101V143H100ZM133 145V146H132ZM139 145V144H138ZM162 145V146H161ZM178 145V144H177ZM176 145V146H177ZM220 145V144H219ZM218 145V146H219ZM221 145H222V143H221ZM6 146H8V144H6ZM37 146V145H36ZM67 146H70V145H67ZM132 146V147H131ZM141 146V145H140ZM166 146V147H165ZM172 146V145H171ZM184 146V145H183ZM189 146V145H188ZM188 146H186V147H188ZM192 146H193V144H192ZM212 146H213V148H214V145L212 144ZM216 146H217V144H216ZM215 146V147H216ZM223 146H224V144L221 146V147H217V149H219V148H221L220 150H224L223 149ZM4 147V146H3ZM20 147V146H19ZM38 147V146H37ZM36 147V148H37ZM129 147H131V149L129 148ZM157 147V148H158ZM179 147V146H178ZM177 147V148H178ZM231 147L235 150V148L231 145ZM5 148V147H4ZM36 148H35V150H36ZM73 148V147H72ZM127 148H129L130 149V156L129 155H126V154H128V153H126L125 152V149H127ZM177 148H175L176 150H177ZM179 148H181V147H179ZM185 148V147H184ZM210 148H212V147H209V149ZM213 148H212V150H208V151H218L216 148V150L214 149L213 150ZM15 149V148H14ZM30 149V148H29ZM38 149H39V147H38ZM74 149V148H73ZM80 149V150H79ZM139 149V148H138ZM137 149V150H138ZM163 149V150H162ZM171 149H172V147H171ZM189 149V148H188ZM206 149H208V147L206 148ZM206 149L205 150H203V151H206ZM233 149L232 150H230L229 151V153L231 152V151H233ZM3 150V149H2ZM42 150V149H41ZM97 150V149H96ZM135 150H136V148H135ZM134 150V151H135ZM172 150H174V148L172 149ZM184 150V149H183ZM219 150V151H220ZM1 151V150H0ZM18 151V150H17ZM16 151V152H17ZM33 151V150H32ZM40 151V150H39ZM38 151V153H40ZM44 151V152H45ZM72 151V150H71ZM74 151V150H73ZM83 151V152H84ZM139 151V150H138ZM180 150H178V152H179ZM199 151H198V153L196 152V157H198V154H199ZM218 151V152H219ZM236 151H238V150H236ZM23 152V151H22ZM30 152V151H29ZM34 152V151H33ZM36 152H37V150H36ZM174 152H175V150H174ZM187 152V151H186ZM190 152V151H189ZM15 153V152H14ZM14 153H13V155H14ZM20 153V152H19ZM81 153V152H80ZM142 153H140L141 155H142ZM180 153H182V152H180ZM191 153V152H190ZM204 154V152H202L201 151V153H200V155L201 154ZM213 153V152H212ZM212 153H211V155H212ZM229 153H228V156H229ZM24 154V153H23ZM44 154V153H43ZM84 154V153H83ZM175 154V153H174ZM209 154V153H208ZM214 154V153H213ZM217 154V155H216ZM215 155V157H214V155H213V157L214 158H216L219 154L218 153H216ZM222 153L220 152V155H221ZM225 154V153H224ZM224 154H223V157H224ZM227 154V153H226ZM225 154V155H226ZM17 155V154H16ZM75 155V156H74ZM140 155V156H141ZM144 155V154H143ZM142 155V156H143ZM173 155V156H172ZM187 155V154H186ZM195 155V154H194ZM210 155V154H209ZM234 155V154H233ZM231 156L232 157V159L234 160V156ZM11 156V155H10ZM10 156H7V155H5L4 154V152H0V183L1 182H6L7 180H9L8 178L11 176V179L12 178H14V177H17V179L20 181L22 178V182H23V180L25 179H27V181L25 182V184H27V183H29V180H32L33 182H36V180H35V178H37V175L35 176V178L33 177L34 175V172L33 173H31L30 171V168H27V165H29V163L31 162H29V160L30 159H28V157L26 156V157H24V158H26V159H24L23 158V160H26L27 161V159H28V164L25 162V161H23L24 162V166H22L21 165V163L22 162H20V165H18V163H16V160H20L21 161V157L22 156H19V158L18 159H16V160H12L11 158H10ZM24 156H25V154H24ZM39 156V155H38ZM45 156V155H44ZM83 156H85V155H83ZM131 157V158H129V157ZM138 156V155H137ZM145 156V155H144ZM201 156H203V155H201ZM201 156H199V159L201 158ZM12 157H15V155L14 156H12ZM17 157V156H16ZM41 157H42V155H41ZM85 157H87V156H85ZM85 157H83V159L85 158ZM139 157V156H138ZM204 157V156H203ZM220 157H222V156H220ZM230 157V156H229ZM236 157V156H235ZM44 158V157H43ZM78 159H79V157H77ZM88 158V157H87ZM89 158V159H90ZM187 158V157H186ZM192 158V157H191ZM218 158V160L219 159H221V158H219V157H217ZM216 158V159H217ZM77 159V160H78ZM138 159V158H137ZM224 160H225V158H223ZM228 159V158H227ZM230 159V161L232 162V160H231V158H229ZM76 160V159H75ZM87 159H85V161H86ZM141 160V159H140ZM192 160V159H191ZM190 160V161H191ZM202 160H203V158H202ZM210 160H212V159H210ZM213 160H215V159H213ZM217 160V161H218ZM222 160V159H221ZM220 160V161H221ZM224 160H222V161H224ZM236 160H238L237 158L235 159V161ZM15 161V162H14ZM80 161H81V159H80ZM89 160H87V162H88ZM101 161V165H100V163L98 164V162H100ZM175 161V162H174ZM184 161V160H183ZM186 161V160H185ZM184 161V162H185ZM193 161V160H192ZM216 160L214 161V163L216 162V163H218ZM226 161V160H225ZM224 161V164L226 163ZM87 162H84V163H86L87 164ZM138 162H139V159H138ZM178 162V161H177ZM176 162V163H177ZM27 165H26V164ZM78 163V162H77ZM135 163H136V161H135ZM150 163V162H149ZM179 163V162H178ZM223 163V162H222ZM222 163H220L219 162V165L221 164L222 165ZM232 163H235V162H232ZM238 162H236V164H237ZM79 164V163H78ZM78 164H75V165H77L78 166ZM87 164V165H88ZM146 164V163H145ZM182 164V163H181ZM197 164V163H196ZM209 164H211V161H210V163H208V165ZM229 164H230V162H229ZM25 165H26V167H25ZM139 165V164H138ZM138 165H137V167H138ZM151 165V166H152ZM172 165V164H171ZM175 165V164H174ZM198 165V164H197ZM202 165V164H201ZM216 165V164H215ZM226 165V166H225ZM224 166H220L223 170H224V167H227V164H225ZM231 165V164H230ZM235 165V164H234ZM234 165H232L231 167H233ZM45 166V165H44ZM73 166V167H72ZM85 166V165H84ZM146 165H142L141 167L143 168V167H145ZM190 166V165H189ZM205 166H206V164H205ZM229 166V165H228ZM29 167V166H28ZM32 167V166H31ZM76 167V166H75ZM89 167V168H90ZM103 167H106L107 169H103ZM136 167V166H135ZM139 167H140V165H139ZM138 167V168H139ZM152 167H154L155 169H156V167L155 166H152ZM151 167V168H152ZM174 167H176V165L175 166H173V168ZM177 167H178V165H177ZM185 167V166H184ZM188 167V166H187ZM204 167V166H203ZM209 167V166H208ZM207 167V168H208ZM210 167H211V165H210ZM209 167V168H210ZM216 167V169H218L217 168V166H214V168ZM230 167V168H231ZM46 168V167H45ZM87 168V167H86ZM89 168H87V169H89ZM90 168V169H91ZM100 168H102L101 170H99ZM146 168V167H145ZM147 168H148V166H147ZM154 168H152L153 170H154ZM157 168V169H158ZM192 168V167H191ZM205 168V167H204ZM204 168H203V170H199L200 172L201 171H205L204 170ZM212 168V167H211ZM228 168V167H227ZM234 168H237L238 169V167H236V166H234ZM233 168V169H234ZM6 169V170H5ZM30 171H29V170ZM32 169H33V167H32ZM48 169V168H47ZM135 169V168H134ZM133 169V170H134ZM152 169H151V171H152ZM176 168H174L172 171H174ZM188 169V168H187ZM206 169V168H205ZM213 169V168H212ZM229 169V168H228ZM232 169V170H233ZM243 169V168H242ZM74 170V169H73ZM76 170V169H75ZM74 170V171H75ZM92 170H90V171H92ZM129 170V169H128ZM142 170V169H141ZM146 170H148V169H146ZM159 170V169H158ZM178 170H179V168H178ZM181 170V169H180ZM185 170V169H184ZM183 170V171H184ZM195 170V169H194ZM208 170V169H207ZM214 170V169H213ZM221 170V169H220ZM223 170H221L222 172H223ZM227 169L225 168V171H226ZM239 170V169H238ZM36 171V170H35ZM78 171V170H77ZM137 172H140V173H138V174H142L141 173V171L140 170H136ZM143 171V170H142ZM155 171H157V170H154V172ZM217 172L216 171V173L218 174V173H222V172ZM87 172V171H86ZM132 172V171H131ZM133 172H135V171H133ZM144 172V171H143ZM148 172H150V171H148ZM147 172V173H148ZM153 172V173H154ZM175 172V171H174ZM185 172V171H184ZM183 172V173H184ZM191 172V171H190ZM198 172V171H197ZM197 172L195 173V174H197ZM199 172V173H200ZM210 172V171H209ZM233 172V171H232ZM235 172V171H234ZM240 172H243V170L241 171V169H240ZM36 173V172H35ZM80 173V172H79ZM146 173V172H145ZM152 173V172H151ZM152 173V174H153ZM169 173H172V172H170L169 171ZM178 173V172H177ZM176 173V174H177ZM180 173L181 174H183L182 173V171H180L179 172V175H180ZM189 173V172H188ZM193 173H194V171L192 172V175H193ZM198 173V174H199ZM203 173V172H202ZM225 174L227 173V171L226 172H224ZM36 174H38V173H36ZM134 174V173H133ZM144 174V173H143ZM210 174H213V175H215L214 174V171H213V173H209V175ZM223 174V173H222ZM221 174V175H222ZM224 174V175H225ZM8 175H10L9 177H8ZM70 175V176H69ZM80 175V174H79ZM82 175H83V173H82ZM85 175V174H84ZM95 175V174H94ZM100 175H98L97 174V176H100ZM125 175V176H124ZM136 175V174H135ZM146 176L148 175V174H145ZM171 175V174H170ZM172 175H173V173H172ZM174 175H175V173H174ZM185 175H186V173H185ZM191 175V176H192ZM220 175V174H219ZM218 175V176H219ZM224 175H223V177L222 178H224ZM231 175V174H230ZM152 176V175H151ZM152 176V177H153ZM168 176H169V174H168ZM183 176V175H182ZM187 176H190V175H188L187 174ZM186 176V177H187ZM195 176V175H194ZM194 176H192V177H189L190 179H192ZM199 177H200V175H198ZM204 176H206V175H204ZM228 176V173H227V175H226V177ZM234 176V175H233ZM236 176H237V174H236ZM39 177V176H38ZM43 177V176H42ZM77 177V176H76ZM79 177V176H78ZM77 177V178H78ZM91 177V176H90ZM131 177H134V176H131ZM169 177H172V176H169ZM178 177H180V176H178ZM185 177V176H184ZM184 177H182V178H184ZM196 177V176H195ZM207 177V176H206ZM210 177V179H211V176H209ZM209 177H208V179L206 178H204V182H207L206 180H209ZM215 177H216V175H215ZM220 178H221V176H219ZM218 177V178H219ZM229 177V176H228ZM231 177V176H230ZM229 177V178H230ZM19 178H21V179H19ZM89 178V177H88ZM93 178H95V177H93ZM130 178V177H129ZM142 178V177H141ZM140 178V179H141ZM148 178H149V175H148ZM181 178V177H180ZM201 178V177H200ZM234 177H232V179H233ZM237 178H240V177H238L237 176ZM97 179H98V177H97ZM97 179H95V180H97ZM133 179V178H132ZM131 179V180H132ZM143 179H144V176H143ZM154 179V178H153ZM175 179H178V178H176L175 177ZM189 179V180H190ZM194 179V178H193ZM192 179V180H193ZM195 179H198V182H199V180H201V179H199L198 177L197 178H195ZM212 179H214L213 181V183L211 184V186H208L207 184H209V183H207L206 184V186H204L205 188H207V189H205L204 187H203V185L201 186L202 188H200L201 190H200V192H198V188H197V193L195 192V193H191L190 192V190H189V188L187 187H185L184 185H183V183H182V185H183V187L184 188H181L180 186V182H182V181H184V179L182 180V179H180V181H178L179 182V184L178 185H176V186H178V188L179 189H181L182 190V193L180 192V194L179 195H174L175 196V202H176V204H177V206L179 207L178 209L180 210V212H179V216L180 215H182V214H184L183 213V211H182V206H185V208H186V206L188 207L187 209H189V207L191 208V210H193V211H197L198 209L200 210L201 209V207H202V205L204 204V201H210V200H216V199H218L219 197V195L220 196H222L223 194H225L226 192H227V188H229V186H227V188L226 187H224L227 183L224 181H221L220 179H215L214 178V176L212 177ZM15 180V179H14ZM39 182H41V180H40V178H38L37 179ZM84 180V179H83ZM130 180V181H131ZM150 180H151V177H150ZM179 180V179H178ZM185 180H187V179H185ZM12 181V180H11ZM32 181L30 182L32 185L31 186H34L33 185V183H32ZM37 181V182H38ZM45 181V182H46ZM85 181V180H84ZM134 181V180H133ZM194 181V180H193ZM196 182H197V180H195ZM194 181V182H195ZM211 182H212V180H210ZM227 181H229V179L227 180ZM15 182V181H14ZM36 182V183H37ZM82 182V181H81ZM95 183L94 181L93 182H91V181H88V183ZM135 182V181H134ZM151 182H152V180H151ZM196 182H195V185H196ZM201 182H202V180H201ZM209 182V181H208ZM210 182V183H211ZM24 183V182H23ZM35 183V184H36ZM75 183H76V179H75ZM171 183H172V181H171ZM175 183V182H174ZM185 183V182H184ZM187 183H188V185L189 184H192L191 183V181H190V183H189V181L187 180ZM226 183V184H225ZM228 183H230V182H228ZM39 184L40 183H38V187H39ZM45 184V183H44ZM173 184V183H172ZM235 184V183H234ZM9 185V186H8ZM8 185H6V186H8L7 188H5L4 189V191H3V194H1L0 193V216L2 215V213L1 212H5V214H4V216L5 217H7L8 219H10L12 222H13V224H14V226H13V228L9 231V233L6 231H4V232H1L0 233V239H1V241H0V264H47L46 262H45V260L46 261H49L50 262V260H51V262L50 263H52V264H80L79 262L81 261V259H83L82 258V256L83 255H85V254H87V253H85V254H81L80 256H81V258L80 257H78L77 256V252H76V250L78 251V246H81V240H80V237H78V235L76 236L75 234L77 233L76 232V230L74 229V231L76 232V233H74V234H69V235H61V234H59V236H57L56 234H57V232H55V231H52L51 229V226H50V224H48L47 223V225L45 226V222H44V220L42 221V222H44L45 224H44V226H43V229H42V231L44 230V234H45V239H46V241H42V242H39V237L40 236H42L43 234H39V231L41 230V228H40V230H39V228H38V222H39V219H38V222H37V219H34V221H29V220H27V217L25 218L24 216H22V213H23V211H21V208H22V205H21V208L19 207L20 205H19V202L18 203H15L16 202V200H15V202L13 201V199H14V197H15V194H16V189H18L20 186H22V185H20L19 187H17V186H15V184L13 183L12 184V182H11V184H8ZM29 185V184H28ZM41 185H43L42 183H41ZM86 187V189L84 188V186ZM127 185L129 186L130 185V183H127ZM171 185V184H170ZM169 185V186H170ZM188 185H186V186H188ZM236 185V184H235ZM37 186H36V188H37ZM82 186H83V189L81 190V188H82ZM175 186V187H176ZM192 185H190V188L192 189V187H191ZM193 186H194V184H193ZM199 186V187H200ZM250 186V185H249ZM17 187V188H16ZM28 187H30V186H27L26 185V190L27 189H29ZM41 187V186H40ZM44 187H45V185H44ZM46 187H47V185H46ZM45 187V188H46ZM167 187V188H166ZM173 187H174V185H173ZM233 188L235 187V186H232ZM237 187V186H236ZM235 187V188H236ZM252 187V186H251ZM22 188H23V186H22ZM74 188H75V186H74ZM100 188H102V187H100ZM107 188V187H106ZM170 188H171V186H170ZM196 188H194L195 190H196ZM234 188V190H237V189H235ZM253 188H255V187H253ZM253 188H251V189H253ZM30 189H31V191H32V187H30ZM33 189H35V188H33ZM104 189H105V187H104ZM103 189V190H104ZM177 189V188H176ZM230 189H231V186H230ZM41 190V189H40ZM74 190V191H73ZM101 190V189H100ZM124 190V189H123ZM173 190L175 191V189L173 188ZM173 190H171V191H169L170 193L173 191ZM248 190V189H247ZM18 191H20V189L18 190ZM23 191V190H22ZM30 191V190H29ZM29 191H25V192H27L28 194H32L31 192H29ZM45 191V190H44ZM83 193H82V192ZM125 191V190H124ZM173 191V192H174ZM233 191V190H232ZM251 190L249 189V192H250ZM36 192V191H35ZM102 192V191H101ZM128 192H125V194H128ZM173 192H172V194H173ZM205 192V193H204ZM230 192V191H229ZM253 192H254V190H253ZM252 192V193H253ZM27 193H25L26 195L25 196H27ZM41 193V192H40ZM82 193V194H81ZM103 193V192H102ZM102 193H101V196L103 197V195H102ZM105 193H103L104 195H105ZM237 193V192H236ZM238 193H240V192H238ZM237 193V194H238ZM250 194L251 196H253V198H254V196H255V201H256V199L260 202H258L257 203V205H261L262 206V209L264 208V191H262V190H258L257 188H255V193L256 194ZM4 194H6L4 197H3V195ZM18 194V193H17ZM20 194V193H19ZM18 194V195H19ZM22 194H24L23 192H22ZM236 194V195H237ZM243 194V193H242ZM246 194V193H245ZM249 194H246V195H248V198H249ZM37 194H35V196H36ZM38 195H39V193H38ZM131 195V194H130ZM129 194H128V196H130ZM238 195H240V194H238ZM237 195V196H238ZM245 195V196H246ZM20 196V195H19ZM18 196V197H19ZM22 196V195H21ZM21 196H20V198H21ZM32 196H33V194H32ZM42 196V195H41ZM40 196V197H41ZM52 196V195H51ZM99 196H100V193H99ZM100 196V197H101ZM119 196H121V199L119 198ZM165 196V195H164ZM168 196V195H167ZM170 196H172V195H170ZM31 197V196H30ZM49 197V196H48ZM91 197V196H90ZM94 196H92V198H93ZM109 197V196H108ZM126 197V196H125ZM131 197V196H130ZM156 197V198H155ZM239 197V196H238ZM27 198V197H26ZM42 198H44L43 196H42ZM41 198V199H42ZM52 198H53V196H52ZM97 198V197H96ZM129 198V197H128ZM239 198H242V197H239ZM245 198V197H244ZM243 198V200H245ZM67 199V200H66ZM85 199V200H84ZM93 199H95V198H93ZM105 199H106V197H105ZM163 199H168V197H166V198H163ZM177 199V200H176ZM23 200H24V198H23ZM23 200H22V202H23ZM28 200V199H27ZM31 200V199H30ZM29 200V201H30ZM33 200H35V198L34 199H32L31 201H33ZM44 200H45V198H44ZM49 200V199H48ZM58 200V199H57ZM60 200H58V201H60ZM90 200H91V198H90ZM95 200H97V199H95ZM102 200V199H101ZM130 200H132V199H130ZM130 200H129V202H130ZM169 200H171V198L169 197ZM241 202L243 201L242 199H239ZM246 200H247V198H246ZM246 200H245V206H246V204H248V203H250V202H247L246 203ZM248 200H251L252 201V199H248ZM254 200V199H253ZM30 201V202H31ZM36 201H39V200H37V196H36ZM42 200H40L39 202H41ZM66 202V203H68V205L70 204L69 202ZM94 201V200H93ZM127 201V200H126ZM173 200H171V203L172 202H174ZM48 202V201H47ZM51 202V201H50ZM175 202L173 203V204H175ZM214 202V201H213ZM253 203H254V201H252ZM251 202V203H252ZM38 203V202H37ZM46 203V202H45ZM58 203V202H57ZM65 203V204H66ZM106 203V202H105ZM170 203V204H171ZM23 204V203H22ZM25 204V203H24ZM28 204V203H27ZM44 203H42V205H43ZM47 204V203H46ZM62 203L60 202V205H61ZM93 204V203H92ZM219 204V203H218ZM19 205V206H18ZM34 205V203H32V206ZM50 205V204H49ZM100 205H102V204H100ZM106 205V204H105ZM104 204H103V206H105ZM111 205V207H109ZM133 205V206H134ZM162 205V207H160ZM221 205H224V204H221ZM251 205H253V204H251ZM256 205V204H255ZM28 206V205H27ZM36 205H34L33 207H35ZM37 206H39V204H37ZM47 206H48V204H47ZM51 206V205H50ZM58 206V205H57ZM67 206V205H66ZM99 206V205H98ZM201 206V207H200ZM254 206V205H253ZM252 206V208H254ZM24 207H25V205H24ZM41 207V206H40ZM44 207V206H43ZM42 207V208H43ZM45 207H46V205H45ZM44 207V208H45ZM54 207V206H53ZM53 207L51 206L50 208L51 209H53ZM70 207V206H69ZM72 207H75V206H72ZM100 207V206H99ZM109 207V208H108ZM135 207L136 206H134V209H135ZM175 207V206H174ZM173 207V208H174ZM217 207V206H216ZM219 207H224V206H220L219 205ZM218 207V208H219ZM226 207V206H225ZM233 207V206H232ZM231 207V208H232ZM248 207H250V206H248ZM244 208L243 210H245V209H251L252 210V208ZM49 208V207H48ZM68 208V207H67ZM80 208V207H79ZM172 208V209H173ZM177 208V207H176ZM198 208V209H197ZM227 208V207H226ZM234 208H236V206H234ZM41 209V208H40ZM50 209V210H51ZM57 209V207L55 208V210ZM93 209H95L96 210V208L95 207H93ZM100 209V208H99ZM137 209V208H136ZM195 209H197V210H195ZM222 209H224L225 210V208H219V209H217L218 211H220V210H222ZM238 209H240V208H237V210H236V212H238L239 213V211H238ZM242 209V208H241ZM257 209H259L258 207H257ZM24 210V209H23ZM26 210V209H25ZM24 210V212H26V213H28L27 211H25ZM27 210H29V215H30V210L31 209H27ZM34 210V209H33ZM32 210V211H33ZM58 210V209H57ZM60 210V209H59ZM82 210H84V209H82ZM86 210V209H85ZM102 211H103V209H101ZM175 209H173V212H175L174 211ZM223 210V211H224ZM228 210V208L226 209V212H228L227 211ZM229 210H230V208H229ZM234 210V209H233ZM250 210V211H251ZM254 210V209H253ZM255 210H256V207H255ZM254 210V211H255ZM260 210H261V208H260ZM264 210V209H263ZM263 210H261V211H263ZM35 211V210H34ZM33 211V212H34ZM43 211H44V209H43ZM46 211V213L49 211V209L48 210H45ZM45 211L43 212V213H45ZM54 211V210H53ZM79 211V210H78ZM87 211V210H86ZM97 211H100V210H97ZM97 211H96V213H97ZM102 211H100V213L102 212ZM104 211H106V210H104ZM137 211V210H136ZM212 211V210H211ZM235 211V210H234ZM234 211H232V212H234ZM241 211V210H240ZM246 211H249V210H246ZM249 211V213L251 214V216L254 214V211H253V213H251ZM258 211V210H257ZM22 212V213H21ZM32 212V213H33ZM41 212V211H40ZM50 212H52V211H50ZM58 212V211H57ZM60 212V211H59ZM59 212H58V214H59ZM63 212V211H62ZM77 212V211H76ZM81 212V211H80ZM109 212H111V213H109ZM138 213H139V211H137ZM141 213L143 212L142 211V209H141V211H140ZM186 212V211H185ZM192 212V211H191ZM213 212V211H212ZM221 212V211H220ZM225 212V213H226ZM232 212H231V210H230V213H231V215H232ZM236 212H234V213H236ZM242 212V211H241ZM244 212V211H243ZM35 213V212H34ZM34 213H33V218H34V216L36 217V215H34ZM36 213H37V211H36ZM39 213V212H38ZM37 213V214H38ZM52 213H54V212H52ZM56 213V212H55ZM106 212H104L103 214H105ZM127 213H130V214H127ZM144 213V212H143ZM216 213H217V211H216ZM225 213H223V215L225 214ZM238 213H236V215H233V218H238L237 216H240V215H242V214H238ZM248 213V214H249ZM262 213H264V212H262ZM58 214H56V215H58ZM61 214V213H60ZM71 214H73L72 212H71ZM80 214V213H79ZM95 214V213H94ZM107 214V213H106ZM125 214V215H124ZM128 216H127V215ZM135 214V213H134ZM134 214H133V216H134ZM229 214V213H228ZM244 214H246L247 215V213L245 212ZM243 214V215H244ZM250 214H249V216H247V217H251L250 216ZM256 214V213H255ZM259 214V213H258ZM38 215H40V214H38ZM49 215H52V214H49ZM54 215V214H53ZM62 215H64L65 216V212H64V214H61L60 215V217L62 216ZM67 215H68V218H70L69 217V214L67 213ZM82 215V214H81ZM90 215V214H89ZM88 215V216H89ZM100 215V214H99ZM109 215L107 216V217H109ZM130 215V216H131ZM153 215V216H152ZM155 215V216H154ZM230 215V216H231ZM260 215H262V214H260ZM31 216H32V214H31ZM42 216V215H41ZM44 216V215H43ZM72 216V215H71ZM101 216V215H100ZM151 216V217H150ZM202 216V215H201ZM227 216L228 215H226V219H227ZM245 216V215H244ZM257 216V219H259L258 218V215L256 214L255 215V217ZM30 217V216H29ZM39 217V216H38ZM45 217V216H44ZM49 217V216H48ZM54 217V216H53ZM73 217V216H72ZM71 217V218H72ZM91 217H92V215H91ZM106 217V218H107ZM132 217V216H131ZM131 217H130V220H131V222H132V219H134V218H136L135 216H134V218H132L131 219ZM178 217V216H177ZM240 217H243V216H240ZM254 217V216H253ZM252 217V219H250L251 221L252 220H254V218ZM56 218V217H55ZM62 218V217H61ZM73 218H75V217H73ZM72 218V220H74ZM76 218H77V215H76ZM76 218H75V221H76ZM110 218V219H111ZM169 218V219H168ZM213 218V217H212ZM224 218V217H223ZM228 218H229V216H228ZM248 218V219H249ZM264 219V216L263 217H261V219ZM52 219V218H51ZM67 218H66V216H65V220H66ZM84 219H87V218H85L84 217ZM109 219V218H108ZM107 219V220H108ZM173 219V218H172ZM176 219V218H175ZM239 219V218H238ZM238 219H236V221L238 222ZM242 219H244V218H242ZM242 219H240V220H242ZM245 219H247L246 218V216H245ZM247 219V220H248ZM261 219H259V220H261ZM262 219V220H263ZM31 220H32V218H31ZM49 220V219H48ZM53 220V219H52ZM51 220V221H52ZM55 220V219H54ZM60 220V219H59ZM62 220H63V218H62ZM81 220V219H80ZM92 220V219H91ZM101 220V219H100ZM103 220H104V218H103ZM203 219H201V220H199L200 222L202 221ZM231 220V219H230ZM233 220V219H232ZM247 220H244V221H247ZM258 220V221H259ZM46 221V220H45ZM57 221V220H56ZM87 221V220H86ZM93 221H94V218H93ZM126 221V222H125ZM134 221H135V219L133 220V223H134ZM204 221H205V219H204ZM235 221V220H234ZM236 221H235V224H236ZM250 221V222H251ZM258 221H255V222H257V223H255V222H252V223H254V225H255V227H256V224H258ZM48 222V221H47ZM50 222V221H49ZM55 222V221H54ZM74 222V221H73ZM78 222H81V221H79V219H78ZM95 222V221H94ZM150 222H153V223H150ZM198 222V221H197ZM217 222V221H216ZM224 222V221H223ZM225 222H226V220H225ZM248 222V221H247ZM246 222V223H247ZM51 223V222H50ZM62 223L64 224L65 222H63L62 221ZM61 223V224H62ZM69 224L71 223L70 221L68 222ZM82 223V222H81ZM77 223V224H80L81 226H82V224L84 223ZM91 223L93 224V222L91 221ZM96 223V222H95ZM146 223H147V225H146ZM174 223V222H173ZM203 223H207L208 224V222H203ZM202 222H201V225L203 224ZM233 222H231V224H232ZM238 223H241V222H238ZM249 223V222H248ZM248 223H247V225H248ZM251 223V224H252ZM259 223H260V221H259ZM53 224V223H52ZM56 224H60V223H56ZM60 224V225H61ZM62 224V225H63ZM77 224H75V226L77 225ZM88 224V223H87ZM99 224H101L100 222H99ZM105 224V225H106ZM230 224V225H231ZM234 224V225H235ZM244 224V223H243ZM49 225V226H48ZM53 225H55V224H53ZM59 225V226H60ZM197 226H193V228H192V232L193 233H188V231H186L187 229L186 228H182V229H179L178 230V233L174 236L173 234H174V232L176 231V229L177 228H175V231L173 230L174 228H172V230H173V232H170V234L171 235H169V237L166 239V241L164 240V242L167 244V246H168V248H165V246H164V248H162V250H160V251H162V252H164V254H161L162 256H166V254H167V251L168 250H175L176 249V247H178V249H180L181 250V254H180V257H183V259L185 260V264H192L193 262V260H194V258L196 257V259H198V262L200 263V264H206V260H205V256H206V248H205V246L204 245H202V244H198V243H196L197 242V240H195L194 239V237L196 236L198 239H199V237H198V234H199V227L198 226H201V225H198V224H196ZM215 225V224H214ZM228 224H226V226H227ZM247 225L246 224H244V225H242V226H244L247 230H248V228H249V226H250V224L248 225V227H247ZM40 226H42V223L40 224ZM59 226L58 225H56V227H58V229H59ZM72 226H74V224H72ZM84 226V225H83ZM82 226V227H83ZM86 226V225H85ZM84 226V227H85ZM100 226V225H99ZM98 226V227H99ZM102 226V225H101ZM133 226V225H132ZM135 226V225H134ZM209 227L210 226H212V225H208ZM225 226V227H226ZM236 226V225H235ZM240 224H239V226L237 227V228H240V227H242ZM252 226V225H251ZM251 226H250V228H251ZM258 226H259V224H258ZM260 226H264V224L262 225H260ZM78 227V226H77ZM94 227V226H93ZM109 227V228H110ZM156 227H153V229L154 228H156ZM172 227V226H171ZM231 227V226H230ZM254 227V226H253ZM252 227V228H253ZM63 228V227H62ZM62 228H60L61 230H62ZM67 228V227H66ZM65 227L63 228V229H66ZM70 228V227H69ZM76 228V227H75ZM127 228V229H126ZM135 228V227H134ZM202 228V226L200 227V229ZM211 228V227H210ZM73 229V228H72ZM83 229V231H84V228H82ZM85 229H89V228H85ZM93 229V228H92ZM97 229V228H96ZM98 229H100V227L98 228ZM102 229V228H101ZM103 229H104V227H103ZM208 228H207V225H205L204 226V224H203V228H202V230L206 233V230H207ZM212 229H213V227H212ZM212 229H208L209 231H210V233H211V235L213 234V232H212ZM219 229V228H218ZM229 229V228H228ZM231 229H233V228H231ZM255 229V228H254ZM253 229V230H254ZM257 229V228H256ZM255 229V231H257ZM258 229H260V227L258 228ZM60 230V231H61ZM67 230V229H66ZM77 230H79V229H77ZM91 230V229H90ZM106 230V229H105ZM126 230V231H125ZM141 230V229H140ZM140 230L138 231V229H137V231L138 232H140ZM190 230V229H189ZM202 230H201V232H202ZM230 230V229H229ZM238 230H240V229H238ZM58 231V230H57ZM63 231L64 230H62V233H63ZM68 231V230H67ZM88 231V230H87ZM87 231H86V233H87ZM97 231V230H96ZM108 230H106V232H107ZM135 231H136V229H135ZM209 231H207V233L209 232ZM241 232L240 233H242V229L240 230ZM59 232V231H58ZM103 232V231H102ZM105 232V231H104ZM105 232V233H106ZM150 232V231H149ZM169 232V231H168ZM203 232V233H204ZM226 232V231H225ZM252 232H254V231H252ZM68 233H70L69 231H68ZM67 233V234H68ZM84 233V232H83ZM86 233L85 234H81V235H86ZM99 233V232H98ZM97 233V234H98ZM206 233V234H207ZM215 233H216V231H215ZM244 233V232H243ZM246 233V232H245ZM249 233V232H248ZM263 233V232H262ZM9 234H11L12 235V237H10L9 236ZM65 234H66V231H65ZM78 234V233H77ZM90 234V237H92L93 238V236H91L92 234L91 233H89ZM88 234V235H89ZM109 235H110V233H108ZM135 234H136V232H135ZM140 234V233H139ZM151 234V233H150ZM201 234V233H200ZM222 234V233H221ZM230 234V233H229ZM235 234V233H234ZM253 234H256V233H253ZM40 235V236H39ZM80 235V236H81ZM130 235L132 236V231H131V233H130ZM202 235V234H201ZM200 235V236H201ZM208 235V234H207ZM210 234H209V236H211ZM241 235V234H240ZM245 235V234H244ZM242 236V237H247V236ZM246 235H248L247 233H246ZM250 235H251V233H250ZM250 235H248V237L250 236ZM260 235H262V234H260L259 233V235H258V237L260 236ZM44 236V235H43ZM101 236V235H100ZM106 236H108L107 234H106ZM133 236H134V233H133ZM142 236V235H141ZM167 236V235H166ZM202 236H206L205 234H203ZM240 236V237H241ZM254 236H256L257 237V235H254ZM87 237V236H86ZM95 237V236H94ZM103 238H104V235L102 236ZM118 237H116V238H118ZM120 237H122V236H120ZM125 237V236H124ZM123 237V238H124ZM135 237V236H134ZM195 237V238H196ZM212 237V236H211ZM241 237V240L242 239H244V238H242ZM251 237H253L252 235H251ZM41 238V237H40ZM88 238V237H87ZM108 238V237H107ZM196 238V239H197ZM203 238V237H202ZM202 238H201V240H202ZM204 238H208V236L207 237H204ZM203 238V239H204ZM260 238V237H259ZM85 239V238H84ZM83 239V240H84ZM89 239V238H88ZM87 239V240H88ZM95 239V238H94ZM106 239V238H105ZM114 239V238H113ZM119 239V238H118ZM126 239V243H130V242H127L128 240ZM213 239V238H212ZM212 239L210 240L211 242H212ZM226 239V238H225ZM230 239V238H229ZM246 239H248V238H246ZM249 239H251V238H249ZM248 239V240H249ZM255 239H257V238H252L251 240L253 241V240H255ZM42 240H44V239H42ZM86 240V239H85ZM93 240V239H92ZM91 240V241H92ZM97 240L98 239H96L95 241L97 242ZM109 240H111V239H109ZM108 240V241H109ZM124 241H125V239H123ZM133 240V239H132ZM132 240H131V243H132ZM135 240V239H134ZM206 240V239H205ZM257 240H259V239H257ZM260 240H261V238H260ZM262 240H264V237H263V239ZM88 241H90V240H88ZM95 241L92 243L91 242V244H94L93 246H95V245H97V248H100L99 246H98V244L97 243H95ZM105 241H107V239L105 240ZM107 241V242H108ZM115 241V239L113 240V242ZM192 241H195L193 244H191L192 243ZM207 241V240H206ZM206 241H204L205 243L204 244H206ZM215 240L213 239V242H214ZM217 241V240H216ZM218 241H220V240H218ZM244 241V240H243ZM250 241V240H249ZM251 241V243H254V242H252ZM45 242V243H44ZM100 242V241H99ZM98 242V243H99ZM106 242V243H107ZM111 242H112V240H111ZM117 242H119V240H117ZM116 242V244H118ZM157 242V241H156ZM210 242V243H211ZM224 242V241H223ZM245 242L248 244V242L245 240ZM245 242H243V244H245ZM259 242V241H258ZM83 243V242H82ZM115 243V242H114ZM126 243L125 244H123V245H126ZM130 243V244H131ZM218 243V242H217ZM257 243V242H256ZM261 242H259V244H260ZM39 244H41V245H39ZM86 244H90V243H88V242H86ZM108 244H109V242H108ZM108 244H107V246H108ZM110 244H113V243H110ZM109 244V245H110ZM115 244V245H116ZM129 244V245H130ZM196 244V245H195ZM208 244V243H207ZM246 244V245H247ZM264 244V243H263ZM263 244L261 243V247H259V248H262L263 247ZM83 245V244H82ZM85 245V244H84ZM83 245V246H84ZM104 245V244H103ZM102 245V246H103ZM106 245V244H105ZM175 245H176V247H175ZM193 245H195V246H193ZM242 245V244H241ZM249 245H250V243H249ZM251 245H253V244H251ZM256 245V244H255ZM24 246H30V249H26L27 251H22L20 248L21 247H24ZM82 246V247H83ZM88 246V245H87ZM93 246H91L92 248H93V250H94V248H95V250H97L96 249V246L95 247H93ZM101 246V245H100ZM113 246V245H112ZM112 246H110V247H112ZM119 246H121V245H119ZM161 246H163L162 244H161ZM166 246V247H167ZM209 246V245H208ZM245 246V245H244ZM254 246V245H253ZM253 246H251V247H253ZM259 245H257V247H258ZM85 247V246H84ZM114 247V246H113ZM115 247H117V245L115 246ZM124 247V246H123ZM249 247V246H248ZM254 247H256V246H254ZM88 248V247H87ZM105 248H106V246H105ZM147 248V247H146ZM146 248H145V250L143 251V252H145V251H150V250H146ZM244 248V247H243ZM258 248V249H259ZM61 249H68V252H67V254H62L61 255V253H60V251H61ZM91 249V248H90ZM106 249H108V247L106 248ZM106 249H104V250H106ZM112 250H113V248H111ZM119 249V248H118ZM147 249H149V248H147ZM157 249V248H156ZM161 249V248H160ZM245 249V248H244ZM244 249H243V251H244ZM248 249V248H247ZM250 249V248H249ZM257 249V250H258ZM83 250H84V248H83ZM101 250H103L102 248H100L99 249V253L100 254H102L101 252H103V251H101ZM111 250V251H112ZM159 250V249H158ZM241 250V249H240ZM261 250V249H260ZM89 251V250H88ZM122 251H123V249H122ZM122 251L120 252V253H122ZM243 251H241V253H240V255H242L243 253H245V252H243ZM245 251H248V250H246L245 249ZM251 251V250H250ZM63 252H65V251H63ZM79 252V251H78ZM80 252H82V250L80 251ZM84 252H85V250H84ZM90 253H92V251L90 250L89 251ZM96 251H93V254H91V256L89 257V255H88V258L87 259H83V263L82 264H84L85 262H89L90 264H92L93 263V261H91V259H92V256L93 255H95L96 254V256H97V253H95ZM118 252V251H117ZM156 252H159V251H156ZM239 252V251H238ZM243 252V253H242ZM252 252V251H251ZM253 252H254V249H253ZM151 253V252H150ZM159 253H161V252H159ZM159 253H156V255L158 256L159 255ZM175 253V252H174ZM178 253H180L179 251H178ZM249 252H247L246 254H248ZM261 253V252H260ZM79 254V253H78ZM105 254H106V252H105ZM136 254V253H135ZM146 255H147V253H145ZM173 254V253H172ZM251 254V253H250ZM254 254V253H253ZM252 254V255H253ZM70 255H74L75 257L73 258V259H71L72 258V256H71V258H69L70 257ZM132 255V254H131ZM155 255V256H156ZM160 255V256H161ZM169 255V253L167 254V256ZM176 254H174V256H175ZM244 255V254H243ZM252 255H249V256H252ZM263 255H264V251H263ZM95 256V257H96ZM101 256H103V254L102 255H100V258H101ZM148 256V255H147ZM151 256H153V255H149V257H150V259H151V261H152V258H151ZM155 256H153V257H155ZM161 256V257H162ZM237 256H238V254H237ZM247 256V255H246ZM254 256H257V255H254ZM259 257H262L261 255H258ZM85 257V256H84ZM86 257H87V255H86ZM98 258H99V255L97 256ZM119 257H121V256H119ZM123 257V256H122ZM139 257V256H138ZM240 258H242L243 256H239ZM91 258V259H90ZM102 258H104V257H102ZM133 258V257H132ZM147 258V257H146ZM155 258H157L158 259V257H155ZM168 258H169V256H168ZM239 258V260H241ZM244 259H246L245 257H243ZM243 258H242V260H243ZM255 258V257H254ZM90 261H89V260ZM154 259V258H153ZM157 259H154L155 260V263H156V261H158ZM167 259V258H166ZM248 260H250L251 258H247ZM253 259V258H252ZM256 259V258H255ZM37 260H39V263L37 262ZM40 260H42V261H40ZM95 260V259H94ZM101 260V259H100ZM105 260V259H104ZM124 260V259H123ZM134 260V259H133ZM192 260V261H191ZM247 260V261H248ZM261 260V258H259V261ZM98 261H99V259H98ZM122 261V260H121ZM139 260L137 259L136 260V262H138ZM147 261H148V259H147ZM246 261V262H247ZM253 261V260H252ZM255 261H257V260H255ZM48 262V263H49ZM92 262V263H91ZM164 262V261H163ZM195 262V261H194ZM238 262H240V261H238ZM258 262V261H257ZM99 263V262H98ZM124 263V262H123ZM122 263V264H123ZM153 263V262H152ZM154 263V264H155ZM160 263V262H159ZM196 263H197V261H196ZM243 263V262H242ZM252 263V262H251ZM262 264H264V261H263V258H262V262H261ZM88 264V263H87ZM97 264V263H96ZM100 264V263H99ZM194 264V263H193ZM198 264V263H197ZM243 264H245V263H243ZM253 264H256V263H254L253 262ZM260 264V263H259Z\"/></svg>",
    "mask_w": 264,
    "mask_h": 264
},
{
    "label": "rangeland",
    "instance_id": "obj_2",
    "mask_svg": "<svg viewBox=\"0 0 264 264\" xmlns=\"http://www.w3.org/2000/svg\"><path fill=\"white\" fill-rule=\"evenodd\" d=\"M4 3H3V2ZM13 1H17V2H19L18 0H12V1H10V3L8 2V0H0V49H3L2 51H1V53H0V65H7V68H8V65L9 64H7L8 62L9 63H11L10 64V68H11V70H10V68H8V70L10 71V72H12V76L13 77H15V74H16V72H17V67L19 66V64L20 63H22V62H24V61H26L27 63H28V66L26 65V68L27 67H29V68H27L26 70L23 68V76H25V75H27L28 73H25L26 71H28V72H30L29 73V75L30 74H33L32 76H31V78L33 79H37V76H34V75H37L36 74V72L35 73H31V71H32V69L31 68H33V66H34V64L32 63L33 61L34 62H39V63H41V61H43V59H41V57H43L44 58V60H46V61H51L52 62V64L54 65L55 63L57 64V63H59V62H56V60H58V61H64L65 63H67V64H72L73 63V59H72V55L69 53V52H66L65 50H63V49H65L64 48V46L63 47H60L59 46V44L62 46V43H60V42H58L59 44H57V41H55L54 42V40H53V38H50V35L49 36H47L46 34H47V29H50L51 27H53V24H54V27L56 28L55 29V31H57V33H59V30H58V28L55 26V25H57L58 26V22L56 23V22H53V21H50V19L49 18H47L48 16V14H47V12H45L44 14H47L46 15V17H43L44 16V14H42L43 13V9L42 8H44V7H42V6H45V5H47V4H45V2L44 1H39L38 2V4L36 3L37 1L36 0H34V3L33 4H30L29 2H27V7L26 8H24L22 5H20V4H22L23 2L22 1H20V4H16L15 2V4L13 3ZM78 2L79 0H75V2ZM83 1L85 2V3H83ZM83 1H79L78 2V7H79V12H80V16H81V18L82 19H84L85 20V18H88V17H92L93 18V20L92 19H90V18H88L89 19V22H87L86 20H88V19H86L85 21L87 22V23H90L91 21V23H90V25H88L87 24V26L88 27H90V29H91V25H95V28L93 29V26H92V30H93V32H95V29H97L99 26V28L100 29H102L103 28V31H105V32H103V34H106V35H104L103 36V34H101L102 33V31L101 30H99V28H98V30H96L97 32L99 31L100 32V34L105 38V37H107V39H109V40H111V42L113 41L114 42V39L117 41H115V43H119L121 40V42H122V44H125V42H126V46H127V48H129V46H130V44H131V48L129 49V50H131L130 52H134V54H136L138 57H142V53H138V52H140V49H141V47L140 46H142V48L143 49H149V50H144L145 52H143V53H145V54H149V52L150 51H152L153 52V50H154V52L153 53H156L155 55L157 56V54L160 56V55H162L163 54V57L166 55V56H168L169 58H165L164 57V59L163 60H165V59H167L166 61H164L163 63L164 64H166V65H164L162 62L160 63L159 61H160V59L159 58H161V56L160 57H158L157 56V58L159 59V61L157 62V64H162L161 65V68L160 69H164V70H161V72L162 71H165V75H166V73H167V77L169 78V81L171 80V82L172 83H174L175 84V86L176 85H179V86H176V87H178L179 88V93H183V89L185 88V89H189V91L188 90H185V92L187 93V95L185 94V92L183 93V95H182V97H185L184 96V94L186 95V98H187V100H189V101H187L186 100V102H185V104L186 105H188V106H190V105H192V109H194V107L196 106V109H197V111L195 112V111H193V112H195V113H197V112H199L200 114L198 115V113H197V117L198 118H200L199 116L201 115V120L203 119L202 117V115H204V118H206L207 116L205 115V113L206 114H208L209 112H205V111H208L209 109H211V105H210V103H213L212 104V106L214 105V108L216 107L215 105H217L218 106V103L216 104V102H217V98H218V95H219V88L218 87H220V80L217 78V77H222L221 75H222V73H221V70H219L218 69V67L220 66V64H219V60H221L220 58H219V54H220V52H219V50L218 49H216V48H220V46L217 44L219 41L221 42V40L223 39V36L221 37V38H217L216 36H215V38H213V36H212V34L214 35H216L217 34V32H220V30H222V31H224L223 30V26H225V25H230V23L233 21V19L231 18V17H228L227 16V13L228 14H231L232 12H233V10H231L232 8H230V7H228V5L222 0V1H220V0H217V2H216V0H213V2L215 3H212V0H210V1H208V0H153L154 2H152V3H149V2H151L152 0H150V1H148V3H149V6H148V4H147V2H143V3H141V4H136L135 5V1L133 2V0H131V2H130V4H129V1L130 0H83ZM123 1V2H122ZM127 1V2H126ZM158 1L159 2H162V3H160L159 5L158 4H156V3H158ZM164 1V2H163ZM169 1V2H168ZM171 1V2H170ZM191 1V2H190ZM192 1H194V3L192 2ZM208 1V2H207ZM220 1V5H219V2ZM42 2V3H41ZM86 2H88V4L86 3ZM89 2L91 3L90 5H89ZM112 2H113V6L111 5L112 4ZM173 2V3H172ZM189 2L191 3V4H189ZM199 2V3H198ZM222 2V3H221ZM262 2L264 3V0H262ZM8 3V4H7ZM25 3L26 2H24V5H25ZM28 3H29V6H28ZM80 3V4H79ZM81 3H83L84 5H83V8H82V6H80V5H82ZM121 3V4H120ZM125 3V4H124ZM129 5H133V8L130 6V7H128V9L125 7V6H129ZM134 3V4H133ZM171 3V4H170ZM201 3H203L202 5H201ZM216 3H218L217 5H216ZM224 3V4H223ZM8 6H7V5ZM85 4H87V5H89V6H86ZM164 4V7H160V6H162ZM184 4H187V5H184ZM188 4L190 5L189 6V8H187V6H188ZM193 4V5H192ZM196 4V5H195ZM208 4H210V6L208 5ZM222 4V5H221ZM33 6L34 7V9H33V7H31V6ZM92 5V6H91ZM95 5V6H94ZM100 5V6H99ZM115 5V6H114ZM121 5V6H120ZM125 5V6H124ZM145 5V6H144ZM152 5H155L154 6V8L152 7ZM160 7H158V6ZM166 5H167V8H166ZM180 5V6H179ZM183 5V6H182ZM198 5H201V6H198ZM204 5H205V9L204 8H201V7H204ZM19 6H20V8H19ZM38 6H40V7H42L41 9L38 7ZM76 6H77V3H76ZM86 6V7H85ZM104 6V7H103ZM107 6V7H106ZM134 6H135V8L137 7V6H139L140 7V9L141 10H139L138 11V9H139V7L135 10V8H134ZM150 6H151V8H150ZM158 8H157V7ZM168 6H169V8H168ZM194 6V7H193ZM197 6V8H199V9H197L199 12H200V15L202 14L204 17V20L203 21H200L198 18L196 19V15L197 14H199L198 13V11H193V10H195V7ZM215 6V7H214ZM2 7H4L3 9H2ZM36 7V8H35ZM38 7V8H37ZM47 6H45V8H46ZM87 7H89V9L87 8ZM91 7L93 8V9H91ZM94 7H96V8H94ZM119 7V8H118ZM143 7V8H142ZM149 7V8H148ZM155 7H156V9H160V13H159V15L157 14L158 13V10H156L155 11V13H154V9H155ZM28 8V9H27ZM29 8H31V9H29ZM45 8H44V10H45ZM99 8V9H98ZM129 8L130 9H132L131 11H133V10H135L134 11V13L132 14V12L129 10ZM144 8H145V10H144ZM163 8H164V13L162 12V10H163ZM183 8H185V9H183ZM209 8V9H208ZM215 8L217 9V10H215ZM24 9H25V11H24ZM39 11H38V10ZM47 9V8H46ZM81 9H86L85 11L84 10H81ZM104 9V10H103ZM116 9V10H115ZM118 9V10H117ZM162 9V10H161ZM175 9V10H174ZM187 9H188V11H189V9L190 10H192V11H189V13L187 12L186 13V11H187ZM202 9H204V10H202ZM9 10V11H8ZM29 10H31V11H37L36 12V14L35 13H33L34 15H32V13H30L31 11H29ZM88 10V11H87ZM91 12H90V11ZM96 10V11H95ZM127 10H129L128 12H127ZM144 10V11H143ZM169 10H171V11H169ZM172 10H173V13H172ZM182 10V11H181ZM27 11V12H26ZM81 11H83V12H85V14L83 13V16L85 15V16H88V14L90 13L91 15H89L88 17H85L84 16V18H83V16H82V13H81ZM89 12L88 14H87V12ZM102 11V12H101ZM141 11V12H140ZM153 13H152V12ZM169 11V12H168ZM175 11L176 12H178V13H175ZM205 11V12H204ZM232 11V12H231ZM4 12V13H3ZM16 12V13H15ZM29 12V13H28ZM93 12V13H92ZM96 12V14H94ZM104 12V13H103ZM109 12V13H108ZM121 13V12H123L125 15L123 16V18L122 17H114V19L113 20H115L114 22L112 21H107L108 19H107V17H110L111 15H114L115 16V13ZM130 12V13H129ZM143 12H145L144 13V15L146 16H148V14L150 15V13H151V18L154 16V18H150L149 16V18L151 19V20H149V22L147 21L149 18H146L144 15H143ZM162 12V13H161ZM168 14H167V13ZM203 12V13H202ZM138 13H140V15L138 16L137 14ZM166 13V14H165ZM171 13V14H170ZM196 15H195V14ZM7 14V15H6ZM37 14H39V15H37ZM108 14V15H107ZM132 14V17H134L135 18V21L134 20H131V15ZM152 14H154V15H152ZM183 14H185V16H186V18H188L189 16H191V18H193V20H197V21H193V20H191V18L189 19H186L185 18V16L182 15ZM187 14V15H186ZM232 14H234V13H232ZM30 15V16H29ZM40 15H42V16H40ZM135 15V16H134ZM143 15V16H142ZM166 15V16H165ZM169 15V16H168ZM173 15H176L175 17L173 16ZM179 15H181L180 17H179ZM193 15V16H192ZM201 15V16H202ZM224 15H225V17H224ZM237 16H238V13L236 14ZM33 16V17H32ZM39 16V17H38ZM95 16V17H94ZM104 18H103V17ZM107 16V17H106ZM137 16L139 17V19H136L137 18ZM178 16V17H177ZM42 17V18H41ZM106 17V18H105ZM140 17H142V18H140ZM159 17H162V18H160V21H159V19H157L156 20V18H159ZM172 19H170V18ZM184 17V18H183ZM214 17H216V18H214ZM227 17V18H226ZM15 18V19H14ZM46 18V19H45ZM121 18V19H120ZM130 18V19H129ZM133 18V19H134ZM147 20H146V19ZM170 20H169V19ZM175 18V19H174ZM176 18H180L179 20L178 19H176ZM183 18V19H182ZM206 18V19H205ZM222 19V18H224L226 21H225V23H224V20L222 21V20H220V19ZM230 18V19H229ZM41 19V20H40ZM106 19V20H105ZM141 19H142V21H144V22H148L149 23V26H151V31L150 32H152V34H153V36H151V33L149 32V30H150V27H148V29H147V27H146V29L148 30V32H147V30H145V28H143L144 26H146L145 24L146 23H144V22H142L141 21ZM143 19H145V20H143ZM181 19H182V21H181ZM186 21H185V20ZM218 19V20H217ZM232 19V20H231ZM3 20V21H2ZM48 22H47V21ZM105 20V21H104ZM130 20H131V23H130ZM140 20V21H139ZM154 20H156V22L154 21ZM210 20V21H209ZM215 20V21H214ZM228 20H230L231 22H229ZM12 21V22H11ZM38 21V22H37ZM45 21V22H44ZM137 21H139L137 24H136V22ZM154 21V22H153ZM169 21V22H168ZM179 21V22H178ZM188 21V22H187ZM190 21H191V23H192V25H193V27H192V25L190 24ZM217 21H220V22H217ZM222 21V22H221ZM16 22V23H15ZM53 22V23H52ZM96 22V23H95ZM125 22V23H124ZM129 22V23H128ZM133 22V23H132ZM164 22H166V23H164ZM195 22V23H194ZM200 24H199V23ZM202 22V23H201ZM215 22V23H214ZM216 22H217V25L218 26H216ZM38 23V24H37ZM43 23H45V24H43ZM56 23V24H55ZM92 23H95V24H92ZM112 23V24H111ZM117 23V24H116ZM124 23V24H123ZM142 23H144V25L142 24ZM148 23H147V26H148ZM159 23H160V25H159ZM162 23V24H161ZM204 23V24H203ZM207 23V24H206ZM219 23V24H218ZM224 23V24H223ZM3 24V25H2ZM39 24H40V26H39ZM97 24V25H96ZM111 24V25H110ZM140 24H142V28H141V26H140ZM175 24V25H174ZM182 24V25H181ZM191 25V29H192V32L193 33H191L190 31V28H189V26ZM221 24V25H220ZM18 25V26H17ZM156 25V26H155ZM185 25V26H184ZM199 25V26H198ZM208 25V26H207ZM220 25V26H219ZM223 25V26H222ZM3 26V27H2ZM6 26V27H5ZM28 26V27H27ZM119 26V27H118ZM127 26V27H126ZM133 26V27H132ZM155 26V27H154ZM164 26V27H163ZM167 26H168V29H167ZM177 26V27H176ZM179 26V27H178ZM182 26V27H181ZM187 26H188V28H187ZM195 26V27H194ZM207 27V28H209L210 26V28L211 29H205V27ZM53 27V28H54ZM61 27V25L59 24V28ZM131 27V28H130ZM139 27V28H138ZM161 28V29H157V28ZM175 27V28H174ZM197 27V28H196ZM200 27V28H199ZM2 28V29H1ZM33 28V29H32ZM127 28V29H126ZM155 28L157 29V31L158 30H160L158 33H157V31H155ZM179 28L181 29V32L179 31V32H177V29L179 30ZM184 28H187L186 30H187V32H186V30L184 29ZM212 28L214 29V30H212ZM220 28V29H219ZM9 29H11V30H9ZM19 29V30H18ZM21 29V30H20ZM88 30H90L89 28H87ZM109 29V30H108ZM129 29V31H127ZM135 29V30H134ZM138 29V30H137ZM163 29V30H162ZM166 29V30H165ZM194 29V30H193ZM205 29V30H204ZM216 29H219V31L218 30H216ZM46 30V31H45ZM91 30V31H92ZM126 32H128V33H126ZM134 32H133V31ZM140 30H142L141 32H142V34H140L141 32H140ZM144 30V31H143ZM165 30V31H164ZM170 30V31H169ZM173 30H176V33H177V35H176V33H174L173 32ZM190 30V31H189ZM197 30L199 31L198 33H197ZM207 30V35H206V33L205 32H203V31H206ZM210 30H212V31H210ZM15 33H14V32ZM154 31V32H153ZM164 31V32H163ZM170 33H169V32ZM173 33H172V32ZM186 32V34H188V35H186L187 36V38H188V40L191 42V41H193L192 43L195 45H193L192 43H190L187 39H186V37H185V35H183V33L184 32ZM13 32V33H12ZM40 32V33H39ZM44 33V35H43V33ZM63 32V31H62ZM124 32H125V34H124ZM202 32V33H201ZM211 32V33H210ZM5 33L7 34V35H5ZM138 36L139 35V38L141 37V35H145V36H142L140 39H135V38H133V37H136L137 38V36L135 35V34ZM150 34L149 36L147 35L146 36V34ZM157 35H156V34ZM175 34L174 36L175 37H173L172 36V34ZM180 33L184 36H182V35H180ZM201 33V35H198V34H200ZM4 34V35H3ZM12 34V35H11ZM24 34V35H23ZM26 34V35H25ZM37 34V35H36ZM121 34V35H120ZM158 34H160V37L158 36ZM166 34V35H165ZM169 34H170V36L171 37H169ZM185 34V33H184ZM196 34V35H195ZM210 34H211V38H210ZM59 35V34H58ZM62 35H65L64 33L62 34ZM127 35V36H126ZM129 35L130 36H132V38L131 37H129ZM165 35V36H164ZM168 35V36H167ZM191 35V36H190ZM196 37H195V36ZM5 36V37H4ZM7 36V37H6ZM22 36H26L25 38H23ZM38 36V37H37ZM40 36V37H39ZM43 36V37H42ZM44 36H45V38L46 37H48V38H50L49 40H46V39H48V38H46V39H44ZM113 36V37H112ZM156 38H155V37ZM177 36V37H176ZM183 38H182V37ZM192 36H194V37H192ZM202 36V37H201ZM207 36V37H206ZM116 37V38H115ZM124 37V38H123ZM147 37H148V39H147ZM150 37H152L153 39H154V42H153V39H151ZM166 37V38H165ZM201 37V40L200 39H197V38H200ZM206 37V38H205ZM209 37V38H208ZM2 38V39H1ZM43 38L44 40H42L41 41V39ZM142 38H144V39H142ZM165 38V39H164ZM171 38V40H172V38H174L173 40H172V43L170 44L169 42H171V40H169V39ZM206 40H204V39ZM215 40H213V39ZM5 39H7V40H5ZM36 39V40H35ZM40 39V40H39ZM53 41H52V40ZM113 39V40H112ZM125 39V40H124ZM132 39V40H131ZM149 41H147V40ZM150 39V40H149ZM178 39H181V41H179V46H181L180 48L181 49H179V46H178V44L176 45V44H174V45H176V46H178V48H175L176 46H174L173 45V43H177V40ZM195 39H196V42H195ZM225 39V38H224ZM2 40V41H1ZM143 40V42H144V44H146L147 45V43H153V45H155V48L157 49V48H160V50H156L155 48H154V46L151 44L150 46L148 45V47L146 46V48H145V46H144V44H143V42H141ZM198 40V41H197ZM200 40V41H199ZM202 40H204L203 42H202ZM209 40V41H208ZM213 40V41H212ZM6 41V42H5ZM19 41V42H18ZM51 41H52V43H51ZM131 41V42H130ZM136 41H140L139 43H141V44H138ZM147 41V42H146ZM157 41H159V42H157ZM162 41V42H161ZM166 41V42H165ZM175 41V42H174ZM210 41L211 42H213L214 43V47H216V48H213L212 46H208V44L210 43ZM16 42H18V43H16ZM33 42H35V43H33ZM53 42H54V44H53ZM120 42V43H121ZM127 42H128V44H127ZM155 42H157V43H155ZM185 42H187L188 44H186ZM199 42V43H198ZM200 42H202V44L200 43ZM215 42H216V44H217V46H216V44H215ZM4 43V44H3ZM23 43V44H22ZM56 43V44H55ZM136 44V49H135V44ZM155 43V44H154ZM180 43H182L183 45H185V46H182V44H180ZM204 43V44H203ZM3 44V45H2ZM10 44H11V46H10ZM15 44V45H14ZM20 44V45H19ZM33 44V45H32ZM35 44H37V45H35ZM41 44V45H40ZM43 44V45H42ZM47 44H48V46H49V48H50V50L52 51L51 52V54H49V53H46L50 58H49V60H48V56H46V54H45V52H44V46H47ZM156 44L158 45V46H160L161 45V47H158V46H156ZM168 44V45H167ZM169 44L174 48V50H173V48L172 47H170L169 49H168V46H169ZM190 44V45H189ZM198 44V46H196ZM34 45H35V47H34ZM56 45V46H55ZM129 45V46H128ZM134 45V46H133ZM165 45V46H164ZM201 45V48H199V46ZM16 46H17V48H16ZM21 46V47H20ZM31 46H32V48H31ZM42 46H43V49H40V48H42ZM55 46V47H54ZM94 46V45H93ZM139 46V47H138ZM187 46H194L193 48L195 49V50H193L194 51V53H198L199 52V57L196 55V54H194L195 56H197V58H198V61L195 59V62H194V59H191V58H188V56H185L184 55V58H185V62H184V64H183V54L181 55V52L182 53H184V52H186V50H187V48H188V50L189 49H191L190 47H187ZM11 47V48H10ZM14 47V48H13ZM24 49H23V48ZM28 47V48H27ZM162 47H163V49H162ZM164 47H167V48H164ZM184 47H187V48H185V51L183 52V50H184ZM204 47V48H203ZM221 47H222V45H221ZM7 48V49H6ZM60 48V49H59ZM115 48H117V46H115ZM134 48V49H133ZM137 48H140V49H137ZM152 48V49H151ZM154 48V49H153ZM192 48V49H193ZM207 48V49H206ZM16 49V50H15ZM20 49V50H19ZM33 49V50H32ZM62 49V50H61ZM142 49V50H143ZM183 49V50H182ZM197 49V50H196ZM199 49V50H198ZM203 49V54L205 55H203V54H201V50ZM206 49V50H205ZM29 50V51H28ZM32 50V51H31ZM56 50V51H55ZM128 50V49H127ZM134 50V51H133ZM169 50V51H168ZM173 51V53L171 54V51ZM188 50H187V52H188ZM207 50H208V52H207ZM215 50H218V54H216V55H214L215 53H217ZM8 51V52H7ZM9 51H12V52H9ZM14 51V52H13ZM18 51V52H17ZM26 51V52H25ZM30 51L32 52V53H30ZM39 51V52H38ZM42 51V52H41ZM147 51H149V52H147ZM159 51V52H158ZM170 52V53H167V54H169V55H167L166 54V52ZM174 51H175V53H174ZM196 51V52H195ZM215 51V53H213ZM7 52V53H6ZM66 52V53H65ZM136 52V53H135ZM160 52H162V53H160ZM212 54H211V53ZM29 53H30V55H29ZM56 53H60L61 54V56H62V58H65V57H63L64 55L65 56H67L68 57V55H71V57H68V59L67 58H65V59H61V56H60V54H58V56H56ZM63 53V54H62ZM160 53V54H159ZM189 53V52H188ZM6 54V56H4ZM12 54V55H11ZM16 54V55H15ZM44 54V55H43ZM55 54V55H54ZM68 54V55H67ZM140 54H141V56H140ZM144 54V55H145ZM26 55V56H25ZM30 57H29V56ZM193 55V56H194ZM201 55H202V57H201ZM208 55L210 56V57H208ZM222 55V54H221ZM220 55V57L222 58V56ZM44 56H46L47 57V59L44 57ZM180 56V57H179ZM182 56V57H181ZM194 56V57H195ZM204 56V57H203ZM206 56L208 57V58H210L211 59V57H213L212 59H213V62L214 63H218V64H214L213 62H212V59H211V61H209L207 58H206ZM29 57V58H28ZM146 56H144L143 58H145ZM171 57V58H170ZM186 57H187V61H188V63H189V68L191 67V66H193L192 64L193 63H195L194 64V67H195V69H196V72H197V69H200V72H198V73H196L195 72V69H193L194 67H192V68H190V69H192L193 70V72H195L196 73V75L194 76V74L195 73H193V74H189V73H191L192 71H189L190 69H188V63H187V61H186ZM214 57L215 58H217L216 59V62H215V60H214ZM11 58V59H10ZM19 58V59H18ZM34 58H35V60H34ZM176 58V59H175ZM196 58V57H195ZM201 58V59H200ZM203 58L205 59L204 61H203ZM219 58V59H218ZM7 59H9V60H14V61H9V60H7ZM21 59V60H20ZM40 61H39V60ZM53 61H52V60ZM67 59V60H66ZM171 59V60H170ZM181 59H182V61H181ZM189 59V60H188ZM191 59V60H190ZM206 59H207V61H206ZM3 60V61H2ZM4 60H6V62L4 61ZM18 60V61H17ZM32 62H31V61ZM71 60H73V61H71ZM104 60V59H103ZM103 60H100V62H102ZM172 61H173V63L176 65V67L178 66V65H180V63L182 64V67H181V69H180V67L178 66V68H176L175 67V65L172 63ZM18 62V63H17ZM45 62V61H44ZM55 62V63H54ZM69 62H72V63H69ZM103 62H107V66L108 67H104V69H107V71H109V70H111V71H115L116 72V68L117 67H115V66H113V64L111 63V62H109V61H106V60H104ZM180 62V63H179ZM192 64H191V63ZM201 62H202V64H201ZM206 62V63H205ZM4 63H6V64H4ZM12 63H13V65H14V68H13V66H12ZM108 63L109 64H111V66H113V68L115 69H113L112 70V67L110 66V65H108ZM187 63V64H186ZM201 65H200V64ZM206 65H205V64ZM208 63H210L208 66H212V68L214 67V66H216V65H218V67H215V68H217V69H215V68H213V70L211 69V66H210V68H208L207 67V64ZM15 64H17V65H15ZM38 64V63H37ZM37 64H35V66H37ZM55 64V65H56ZM169 64H170V67H166V66H169ZM171 64H172V66H171ZM198 65V68H196L197 67V65ZM204 64V65H203ZM58 65H60V63L59 64H57L56 66H55V68L57 67H59ZM164 65V66H163ZM191 65V66H190ZM34 66V67H35ZM157 66H159V65H157ZM186 66V67H185ZM203 66H206V68H203ZM86 68L87 69V66H85V65H81V67H80V65L79 66H75V70H78L77 68H79L81 71H84L85 72V70H82V68ZM109 67H111V69L109 68ZM168 69V71H167V69ZM184 67V68H183ZM201 67V68H200ZM13 68V69H12ZM83 68V69H84ZM186 68V69H185ZM166 69V70H165ZM171 69H173V70H178L177 72H179V71H181V73L179 72V73H177L176 71L174 72V73H177V76H175V77H172L173 79L175 78L176 79V77H177V81L174 79H171V75L169 76L168 75V73H170V71H172ZM180 69V70H179ZM187 69H188V72H187ZM202 69H204V70H202ZM206 69V70H205ZM208 69H210V70H212L213 72H211L210 70L208 71ZM1 70V69H0ZM30 70V71H29ZM79 70V71H80ZM97 70H101V69H99V68H97ZM103 70V69H102ZM182 70L183 71H186V73H183L182 72ZM215 70V71H214ZM8 71V72H9ZM25 71V72H24ZM110 71V72H111ZM167 71V72H166ZM203 71H208V73H206V74H208L207 76H201V75H206ZM9 72V73H10ZM22 72H21V74H22ZM41 72V71H40ZM110 72H108V73H110ZM113 72H112V74H109V75H111L108 79L111 81H113L114 82V80L113 79H115V82L118 84H120V82H119V79H118V74L119 73H116V75H113ZM218 72H219V74H218ZM42 73L43 72H41V75H42ZM164 73V72H163ZM162 73V74H163ZM200 73V74H199ZM210 73H213V74H210ZM44 74L45 73H43V79L44 80H46V78H44L45 76H44ZM184 74V76H182ZM185 74H187V75H185ZM198 74V75H197ZM209 74L212 76V77H210L209 76ZM215 74V75H214ZM224 74V73H223ZM179 75H181V76H179ZM190 75V77H188ZM179 76V77H178ZM195 77L194 79H196L197 77L196 76H199L198 77V80L196 79V80H194L193 79V77ZM209 76V78H211V80H212V83L214 82V84H213V86L212 85H209V89L210 88H212V87H214L215 86V88L213 89L212 88V90H211V92H212V94L210 95V93H209V95H210V97H209V99H210V101L214 98V102L212 101V102H210L209 101V104L208 103H205V105L202 103V97H203V95L201 94V93H198V92H200V91H197V90H199L200 89V87H199V89H198V87H197V84H196V82L198 81L199 82V80H201L202 78V81L204 82V80H207V81H205L204 83H206L207 82V84H212V83H210L211 81H209V78H207ZM217 76V77H216ZM114 77H117V78H114ZM182 77V78H181ZM187 77V78H186ZM207 79H206V78ZM119 78L120 79H122V75H119ZM124 78V77H123ZM183 78H185V79H183ZM191 78V79H190ZM217 79V81H214L213 79ZM188 79H190V81H196L195 82V85H194V82H190ZM215 79V80H216ZM184 80V81H183ZM46 81H48V82H53V80H46ZM109 82V83H113V82ZM121 81V84H123V86L120 84V87H119V84L117 85L115 82V84L118 86H116V93L117 94H119V92H121V90H123V89H125L128 85L127 84H125L124 82V79H122V80H120ZM122 81H124L123 83H122ZM179 81V82H178ZM185 81H186V84H185ZM189 81V83H187ZM202 81H200L199 83H200V86L201 85H203V84H201V82ZM209 81V82H208ZM219 81V82H218ZM183 82V83H182ZM202 82V83H203ZM218 82V83H217ZM179 83V84H178ZM189 84V85H188ZM190 84H193L194 85V88H195V90L193 91L192 89H194V88H191V90H190V88H188L189 86H190ZM218 84V85H217ZM127 85V86H126ZM180 85H185L184 87L182 86V90H181V88H180ZM188 87H187V86ZM111 87H112V85H111ZM125 87V88H124ZM187 87V88H186ZM191 87V86H190ZM193 87V86H192ZM113 88V87H112ZM114 89V88H113ZM126 89H128V90H123V93L125 92L126 94H128V95H126L125 93V98H133V93H134V91L133 92H130V93H128L129 92V87H127ZM219 89V90H218ZM200 90H203V89H200ZM208 90V89H207ZM111 91H113V90H111ZM188 92H190V93H188ZM192 92V93H191ZM193 92H196V93H193ZM217 92V93H216ZM177 93V92H176ZM133 94V95H132ZM178 94V93H177ZM191 94H194V95H191ZM216 94H218V95H216ZM2 95V94H1ZM179 95V94H178ZM216 95V96H215ZM3 96V95H2ZM2 96H0V110H3V108H4V105H7V104H5V103H8V100L7 99H5L4 97H3V99L1 98ZM135 96V95H134ZM180 96V95H179ZM191 96V97H190ZM196 96H197V98H196ZM201 96V97H200ZM124 96H121L120 95V101H121V99L123 98ZM217 97V98H216ZM191 98H192V100H191ZM204 98V97H203ZM6 100V102L5 103H3V105H2V102L3 101H5ZM208 99V98H207ZM3 100V101H2ZM142 100H145V102H147V101H149V100H147L146 101V98L145 99H139V96H138V101L140 102H138L137 100H135V102H136V105L138 106L137 108H136V105H134L132 108H130L131 110H133V108L136 110V111H133V112H137L138 114H140L141 112H142V114L141 115H144L145 117L147 116L148 117V112H147V110L146 109H148L145 105L147 104H144V102L142 101ZM191 100V101H190ZM195 100H197V102L195 101ZM216 100V101H215ZM2 101V102H1ZM201 101V103L199 104V102ZM143 102V103H142ZM150 102V101H149ZM189 102V103H188ZM193 102V103H192ZM196 102V103H195ZM196 104V105H195ZM206 104H207V107L209 108V109H205V108H207L206 107ZM195 105V106H194ZM198 105H199V107H198ZM249 105H251V103L249 104ZM3 106V107H2ZM203 106H205V107H203ZM46 108H47V106H46ZM200 108V109H199ZM216 108H218V107H216ZM216 108L214 109V110H216ZM204 111H203V110ZM147 113H146V112ZM201 111V112H200ZM205 112V113H203V112ZM212 111H213V109H212ZM145 112V113H144ZM153 112H155L153 109L151 110V113H153ZM225 113H226V111H224ZM225 113H223L222 112V114H220V115H225ZM226 116V115H225ZM145 117H141V119H143V118H145ZM146 117V118H147ZM149 117L150 118H153V119H150L149 121H147L146 123H148L149 122V125H151V124H153L155 127V129H153V131L151 130L150 132H146V130H144V129H142V132L144 133H147V134H150V133H156V136L157 135H159V136H157V137H159V138H157L156 136L152 139V140H150V142L151 143H154V142H156V143H154L155 145H158L159 144V140L161 141L160 143H163L162 145H165L166 143V145H168V143L169 144H171V145H168L167 146V148H169L170 150H171V152L173 153V155L175 156V157H178V155H179V157L180 156H182V161L180 162V160L178 159H175V161L177 162H175L174 164L176 165V167H174V168H176L174 171H172L174 168H173V166H175L173 163H171L170 164V167H172V168H170V172H172L173 173V175H172V173H169V171H167L166 173H167V175H166V177L163 179L164 181H166L167 183H166V186L168 187H166L167 188V190H166V192H167V194H163L162 196H160V197H155L157 200L158 199H160L162 202H164V204H163V206H164V208H166L165 206L168 204V206L170 207V206H175L173 209H175L174 211L175 212H173V209L172 208H169V213H171V214H176V212L178 213V214H176V216H172V217H170V219H171V223H170V226L169 225H167L168 226V228H165V229H160V231L157 229V227L156 226H151V225H155V223L154 224H149L150 226L149 227H152V229L150 228L149 230H146L147 232V234H145V237H143V235H144V233L142 234V232L144 231V228L142 227H137V225H136V220L137 219H139V220H143V219H146L147 218V213L145 212V209L143 210V208L140 206V205H134V204H136V196L134 195V193H132L133 191H131V193H129L130 192V190H135V188L134 189H131L132 187H131V185L133 184V183H136V182H138V181H136L137 179H139L140 181H143V180H145V177L147 178L146 179V181L148 180V182L149 183H153L154 181L153 180H156V179H159V178H161V176H159V177H154V176H156L155 175V173L156 172H159V171H161L160 170V168H158L157 166H156V164H154V165H152V163H151V161H147V162H144V160H147L148 159V157L146 156V154H148L149 152H151L152 153V151L154 152V151H160L161 149L158 147V146H160V144L158 145V146H156V147H154L151 151L150 150H147V151H144L143 153H142V151L143 150H146V149H143V148H140V147H144V145H142L141 143H138L137 145H136V147H135V145L132 147L133 149H131V147H129L131 150H132V152H133V154L130 152V149L129 148H127V149H125V152L126 153H128V154H126V155H129L130 153V155L131 156H133L134 154V156L132 157V159H129L131 162H133V164H136V165H133V166H128V167H130V168H128L127 169V174H126V177H127V181H125V183H124V187L125 188H123L122 189V193H121V196L122 197H124V198H122V204L125 206V208H130V209H132L133 211H134V216L136 217V218H134V216H133V214L131 215L130 213H127V214H130L129 215V222L127 221V224H129L130 223V225H129V228L127 229L128 231H129V239H127L126 238V236H127V233L126 234H124V235H122V234H118L119 235V237L118 236H116V237H118V238H116V237H112L111 238V229H112V227H110V226H112V223H113V221H112V218H111V216L108 214V210L105 208V207H107L109 204L108 203H113V200H112V195H111V201H110V194H108V192H110L111 190L110 189H108V186L107 185H103V186H101L102 184H99L97 181L100 179V178H102L103 177V175L101 176L98 172L96 173V172H94V174L93 173H90V172H93V170H92V168L90 167V165L88 164L90 161H91V158L89 157V155H87L86 154V152L83 150L84 149V147L83 146H86L85 148H88V146L87 145H85V144H87L88 142H86V140L88 141V139L90 140L89 142L92 144V147L94 146V142H92V141H95V145H96V147L98 146L99 148H100V146H101V148H102V142H101V137H99V135H97V134H94L92 131H95V129H91V128H89V130H91L90 131V134H88V135H86L85 136V139L84 140H82L83 139V137H84V135L82 136L81 134L79 135V136H82V139H81V137L80 138H76V139H74L75 137L74 136H72L71 137V135L70 134H64V138H66V140L65 139H63V137H61V140L63 141H59L61 144H62V147H63V149H65V146L67 147L65 150L67 151V149L69 150L70 149V151L69 152H71V153H74L76 150L78 151V149H76V148H80L81 149V147H82V149L81 150H83V151H80L79 153H77V157H79V159L76 157L75 159H74V162H73V166H74V170L72 169L71 170V174H73L74 173V176L73 177H75V179H76V183H75V179L73 180L74 182H73V186H71L73 189H76L74 192H77V190L79 191L80 189H78V187L80 186H78V182L80 181V184L82 183V184H91V185H95L96 184V182H97V184H99L98 186H99V191L100 192H98L97 191V194L98 195H94V194H90V195H87L86 193H83L82 191V196H85V197H88V198H86V199H89L88 201L90 202V201H92V202H90L91 204H90V207H91V209L88 207V206H86V205H84V207H83V204L82 205H80V203L79 204H75V205H71V203H73L74 204V202H71L70 200V204L68 205V203H64V202H62V201H65V199H62V200H60L59 198H57L58 200H60V201H58L57 199H55V195L53 194V192H51L50 190H48V188L50 189V187L48 186V184H46L47 183V181H46V176L49 174L48 172V170L50 169V164H47L48 165V167L46 166V162L48 163L49 162V160H48V155L46 154V151H45V149H43L41 146H40V144L42 143L41 141H42V139L41 138H43V141H44V139L47 137V134H46V132L48 133V129L46 128V127H48L49 128V125H47V123L46 124H43V120H41V118H39L40 120H38V118H33V124H34V126H36V127H39V128H34V132H31L30 134H32V135H30L29 133H27L26 131H24L23 130V127H25L24 125L27 123L26 122V119H23V120H21V122H19V125L22 127V128H20V127H18V126H16V125H14V124H10V123H8L9 124V127H8V124H5V123H7V121H4V119L2 120V121H4V123H2L1 124V122L2 121H0V124H1V126H2V128L0 127V130L1 131H3V132H1L0 133V141H1V143H0V152L2 153V152H4V154L5 155H7V156H10V158L12 159V160H16V159H18L19 158V156H22L20 159H21V161L20 160H16V163H18V165H20V162H22L21 163V165L22 166H24V162L23 161H25L27 164H28V159H30L29 160V165H27L26 163V165H27V168H30V172L31 173H33L34 172V178H35V176L37 175V178H35V180H36V182L38 181L37 179L38 178H40V180H41V182H33L32 180H29V183H27V184H25V182L27 181V179L25 180H23V182H22V179L21 178H19V179H21L20 181L17 179V177H14V178H12L11 179V176L10 175H8V179L9 180H7L6 182L4 181V182H1L0 183V193L1 194H3V191H4V189L5 188H7L9 185L8 184H11V182H12V184L14 183L15 184V186H17V187H19L20 185H22L23 186V188H22V186H20L18 189H16V194H15V197H14V199H13V201L15 202V200H16V202L15 203H18L19 201V207L21 208V205H22V208H21V211H23V213H22V216H24L25 218L27 217V220H29V221H34V219H39V222H38V219H37V222H38V228H39V230H40V228H41V230L39 231V234L41 233V234H43L42 236H40L39 237V242H42V241H46V239H45V234H44V230L42 231V229H43V226H44V224H45V226L47 225V223L48 224H50V226H51V230L52 231H55V232H57V236H59V234H61V235H69V234H74V233H76L75 235L77 236L78 235V237H80V240H81V246H78L77 248H78V251L76 250V254H77V256L78 257H80L81 258V256L83 255V254H85V253H87V254H85V255H83L82 256V258L85 260V259H87L88 258V255H89V257L91 256V254H93V251H96L95 253H97V256L99 255V258L96 256V254L95 255H93L92 256V259H91V261H93V263L92 264H122L123 262V264H154L155 263V260L154 259H157V258H155V257H158V261H156V263L155 264H185V260L183 259V257H180V254H181V250L180 249H178V247H176V245H175V247H176V249L175 250H168L167 251V254L169 253V258H168V256H167V254H166V256L164 255V256H162L161 254H164V252H162V251H160V250H162V248H164V246H165V248H168V246H167V244L164 242V240L166 241V239L169 237V235H171L170 234V232H173V230L175 231V228H177L176 229V231L174 232V236L178 233V230L179 229H182V228H188L186 231H188V233L190 232V233H193L191 230H192V228H193V226H197L196 224H198V225H201V222L203 223V222H208V224L207 223H203L204 224V226L205 225H207V228L210 230V229H212V227H213V229H212V232H213V234L211 235V233H210V231L207 229L206 230V233H207V231H209L207 234L202 230V228H203V224L201 225L202 226V228L200 229V227L201 226H198L199 227V234H198V237H199V239L197 238H195L194 237V239L195 240H197V242L196 243H200V244H202V245H204L205 246V248H206V256H205V260H206V264H243V263H245V264H253V262L254 263H256V264H262L261 262H262V258H263V261H264V255H263V251H264V240H262L263 239V237H264V226H260L261 224L263 225L264 224V219L262 220L261 219V217H263L264 216V213H262V212H264V208L262 209V206L261 205H257V203L259 202L257 199H256V201H255V196H254V198H253V196H251L250 194L253 192V190H254V192L252 193V194H256L255 193V188H257L258 190H262V191H264V137H261L260 135H257L256 133L254 134V133H252V132H254L255 131V128L257 127V124H255V123H253V122H251L249 119H247V120H245L244 121V126L242 127V129H243V131H240V134H238L237 136L235 135V137H234V134H235V130L232 128V126L230 125L228 128H227V125H229V123L227 124V123H225V125H224V123H223V121H222V119L223 120H225L226 119V117L224 118V116H221V118L222 119H220L219 118V122H218V124H215V125H213V134L214 135H210V136H208L207 137V139L208 140H210V139H212V137L213 136H217L218 138L216 139V141H215V139H212L211 141H210V144H209V146L208 145H206L207 147H208V149H206V151H203V150H205V149H203V150H201L202 152H204V154L202 153L201 155H203V156H201L200 155V153H201V151H199L196 147V145H195V142H192L193 140L192 139H188V138H186L185 136V139L183 138V135L180 133V134H178L179 132H174V131H172L171 133H170V131H171V128H170V130H168L167 129V127H165V128H163L162 126H160L159 127V125L158 124H163L164 122L161 120V122H160V120H159V117L157 116V119L153 116V114H151V116H150V114H149ZM35 119H36V121L37 122H35ZM155 119V120H154ZM154 120V121H153ZM159 120V121H158ZM22 121H23V123H22ZM42 121V122H41ZM26 122V123H25ZM159 122V123H158ZM163 122V123H162ZM221 122V123H220ZM21 123V124H20ZM25 123V124H24ZM38 123V125H36ZM39 123H41V124H39ZM44 123H45V121H44ZM145 123V121L144 122H141V123H139V126H141L142 124H143V126H145L144 124H146ZM223 124L222 126L220 125V124ZM165 124H166V122H165ZM7 125V126H6ZM46 125V126H45ZM147 125V124H146ZM156 125H158V126H156ZM12 128H11V127ZM219 126H221V127H223V126H226V128L225 127H223V128H219ZM5 127V128H4ZM8 127V129H7V131H6V128ZM18 127V128H17ZM45 127V128H44ZM159 127V128H158ZM218 127V128H217ZM11 128V129H10ZM16 128V129H15ZM158 130H157V129ZM212 126L211 127H209V131H211L212 129ZM226 130H225V129ZM230 128V129H229ZM260 128H262V127H260ZM264 128V127H263ZM2 129H4V130H2ZM19 129H21L20 131H19ZM96 129L98 130V128L96 127ZM165 129V130H164ZM216 129V130H215ZM219 129V132L217 131ZM223 129V130H222ZM232 129V130H231ZM40 130H41V132H40ZM166 130H168V131H166ZM222 130V131H221ZM224 130L226 131V133H227V130H228V134H226V133H224ZM230 130V131H229ZM4 131H6V134L4 133ZM10 131V132H9ZM39 132V133H37V132ZM42 131H43V133H42ZM46 131V132H45ZM159 131H161V133H159ZM164 131L165 132H167V134L165 133L164 134ZM216 131H217V133H216ZM221 131V132H220ZM175 134H174V133ZM212 132L210 133V134H212ZM231 132V136L232 137H230L229 136V133ZM241 132H248L247 133V135H245V134H243V133H241ZM27 134V136L29 137H27L26 136V134ZM45 133V134H44ZM218 133H221V134H218ZM223 133L227 136H229L230 138H228V137H226L225 135V137L226 138H228V139H225L224 138V136H223ZM3 134L5 135V137L3 136ZM164 135V136H162V135ZM215 134H217V135H215ZM237 134V133H236ZM43 135H46V137L44 136V137H42ZM70 135V136H69ZM94 135V136H93ZM166 135V136H165ZM175 135V136H174ZM182 135V136H181ZM221 135V137L219 138V136ZM259 137H257V136ZM7 136V137H6ZM12 136V137H11ZM35 136V137H34ZM38 138H37V137ZM40 136H41V138H40ZM66 136V137H65ZM96 136V137H95ZM172 136V139H170V137ZM180 136V137H179ZM35 139H33V138ZM74 137V138H73ZM97 137H99V140L100 141H98V138ZM164 137H165V140H164ZM174 137H176V138H174ZM233 137H234V139L235 140H233ZM1 138H3L2 140H1ZM73 138V139H72ZM92 138V139H91ZM161 138H163V141L161 140ZM178 138V139H177ZM8 141H7V140ZM26 139H27V142H26ZM38 139H39V141H38ZM95 139H97V140H95ZM168 139V140H167ZM187 139V140H186ZM224 139V140H223ZM263 139V140H262ZM29 140H31V142L29 141ZM33 140L36 142H33ZM186 141V143H185V141ZM190 140H191V142H192V144H193V146H192V144H191V142H190ZM220 140V141H219ZM232 140L233 141H235V142H232ZM4 141V142H3ZM5 141H7V143L5 142ZM11 141V142H10ZM80 141V142H79ZM82 141H85V142H82ZM169 141V142H168ZM170 141H171V143H170ZM176 141V142H175ZM215 142V144H214V142ZM229 141H231V143H229ZM41 142V143H40ZM81 142H82V144H84L83 146L81 145ZM99 143V145L97 144V143ZM181 142V143H180ZM184 142V143H183ZM219 142V143H218ZM222 143V145L224 144V146H223V151L222 150H220L221 148H219V149H217V147H221L222 145H221V143ZM228 142V143H227ZM32 143V144H31ZM33 143H35V146H33L34 144ZM100 143H101V145H100ZM180 143V144H179ZM227 143V144H226ZM233 143V144H232ZM3 144V145H2ZM6 144H8V146H6ZM11 144V145H10ZM31 144V145H30ZM74 144V145H73ZM81 146V147H77V146H79V145ZM178 144V145H177ZM212 144L214 145V148H213V146H212ZM216 144H217V146H216ZM220 144V145H219ZM10 145V146H9ZM39 147V149H38V147ZM67 145H70V146H67ZM141 145V146H140ZM161 145V146H162ZM177 145V146H176ZM184 145V146H183ZM189 145V146H188ZM219 145V146H218ZM231 145L235 148V150L231 147ZM5 148H4V147ZM20 146V147H19ZM181 147V148H179V147ZM186 146H188V147H186ZM216 146V147H215ZM37 147V148H36ZM74 149H73V148ZM95 146H94V149L96 148ZM96 148L93 152L94 153H96L97 151L98 152H101L100 151V149L99 148ZM158 147V148H157ZM166 147V146H165ZM171 147H172V149L174 148V150H175V152H174V150H172L171 149ZM178 147V148H177ZM185 147V148H184ZM209 147H212L213 148V150L216 148L218 151H208V150H212V148H210L209 149ZM15 148V149H14ZM30 148V149H29ZM35 148H36V150H37V152H36V150H35ZM135 148H136V150H135ZM139 148V149H138ZM175 148H177V150L175 149ZM189 148V149H188ZM3 149V150H2ZM42 149V150H41ZM79 149V150H80ZM139 151H138V150ZM184 149V150H183ZM215 149V150H216ZM233 149V151H231L230 153H229V151L230 150H232ZM18 150V151H17ZM34 152H33V151ZM40 150V151H39ZM72 150V151H71ZM74 150V151H73ZM135 150V151H134ZM142 150V151H141ZM163 150V149H162ZM178 150H180L179 152H178ZM236 150H238V151H236ZM17 151V152H16ZM23 151V152H22ZM30 151V152H29ZM38 151L40 152V153H38ZM45 151V152H44ZM96 151V152H95ZM149 151V152H148ZM187 151V152H186ZM191 153H190V152ZM198 151H199V154H198V157H196L197 155H196V152L198 153ZM15 152V153H14ZM20 152V153H19ZM130 152V153H129ZM180 152H182V153H180ZM220 152L222 153L221 155H220ZM13 153H14V155H15V157H12V156H14L13 155ZM25 154V156H24V154ZM44 153V154H43ZM84 153V154H83ZM140 153H142V155L140 154ZM175 153V154H174ZM178 155H177V154ZM210 155H209V154ZM211 153H212V155H211ZM216 153H218L219 155L217 156V157H219V158H221L222 160H224L223 158H225V164H227V167L229 168H227V167H224V170L222 169L223 167L222 166H224L225 164H224V161H222L221 159H219L218 160V158L216 159V158H214L217 154ZM226 155H225V154ZM228 153H229V156H228ZM17 154V155H16ZM187 154V155H186ZM195 154V155H194ZM216 154V155H215ZM223 154H224V157H223ZM234 154V155H233ZM39 155V156H38ZM41 155H42V157H41ZM45 155V156H44ZM74 155V156H75ZM83 155H85V156H87V157H85V156H83ZM129 155V156H130ZM139 157H138V156ZM141 155V156H140ZM172 155V156H173ZM213 155H214V157H213ZM234 156V160L232 159V157L231 156ZM17 156V157H16ZM28 157V159H27V161L26 160H23V158L24 157ZM128 156V157H129ZM199 156H201V158L199 159ZM220 156H222V157H220ZM236 156V157H235ZM44 157V158H43ZM83 157H85L84 159H83ZM178 157V158H179ZM187 157V158H186ZM192 157V158H191ZM16 158V159H15ZM46 158V159H45ZM90 158V159H89ZM129 158H131V157H129ZM139 159V162H138V159ZM202 158H203V160H202ZM228 158V159H227ZM229 158H231V160H232V162H235V163H232L231 161H230V159ZM238 159V160H236L235 161V159ZM24 159H26V158H24ZM46 160V162H45V160ZM78 159V160H77ZM80 159H81V161H80ZM85 159H87V160H89L88 162H87V160L85 161ZM141 159V160H140ZM193 161H192V160ZM210 159H212V160H210ZM213 159H215L218 163H214V161L215 160H213ZM185 162H184V161ZM191 160V161H190ZM221 160V161H220ZM18 161V162H17ZM135 161H136V163H135ZM210 161H211V164H209L208 165V163H210ZM15 162V161H14ZM79 164H78V163ZM84 162H87V164L86 163H84ZM150 162V163H149ZM219 162L220 163H222V165L220 164L219 165ZM229 162H230V164H229ZM236 162H238L237 164H236ZM100 163V165H101V161L100 162H98V164ZM146 163V164H145ZM182 163V164H181ZM198 165H197V164ZM75 164H78V166L77 165H75ZM140 165V167H139V165ZM202 164V165H201ZM205 164H206V166H205ZM216 164V165H215ZM235 164V165H234ZM20 165V166H21ZM26 165H25V167H26ZM45 165V166H44ZM85 165V166H84ZM137 165H138V167H137ZM144 166V165H146L145 167H141V166ZM155 166L156 167V169L154 168V167H152V166ZM177 165H178V167H177ZM190 165V166H189ZM210 165H211V167L214 169H212L211 167H210ZM229 165V166H228ZM232 165H234V166H236V167H238V169L237 168H234V166L233 167H231ZM29 166V167H28ZM33 167V169H32V167ZM72 166V167H73ZM76 166V167H75ZM91 166H93V165H91ZM136 166V167H135ZM147 166H148V168H147ZM185 166V167H184ZM188 166V167H187ZM206 168H204V167ZM210 168H209V167ZM214 166H217V168L218 169H216V167L214 168ZM222 168H221V167ZM226 166V165H225ZM46 167V168H45ZM89 168V169H87V168ZM94 167V166H93ZM154 168V170H157V171H155L154 172V170L152 169V168ZM192 167V168H191ZM208 167V168H207ZM231 167V168H230ZM48 168V169H47ZM107 169L106 167H103V169ZM135 168V169H134ZM159 170H158V169ZM178 168H179V170H178ZM188 168V169H187ZM203 168H204V170L205 171H199V170H203ZM225 168L227 169L226 171H227V173H228V176L230 177H226V175H227V173L225 174L224 172H226L225 171ZM234 168V169H233ZM243 168V169H242ZM102 168H100L99 170H101ZM104 169V170H105ZM134 169V170H133ZM144 171H142V170ZM146 169H148V170H146ZM151 169H152V171H151ZM181 169V170H180ZM185 169V170H184ZM195 169V170H194ZM199 169V170H198ZM208 169V170H207ZM223 170V172L221 171V170ZM233 169V170H232ZM240 169H241V171L243 170V172H240ZM6 170V169H5ZM36 170V171H35ZM48 172H47V171ZM78 170V171H77ZM90 170H92V171H90ZM136 170H140L141 171V173L142 174H138V173H140V172H137ZM185 172H184V171ZM87 171V172H86ZM132 171V172H131ZM133 171H135V172H133ZM148 171H150V172H148ZM180 171H182V173L183 174H181L180 173V175H179V172ZM191 171V172H190ZM194 171V173H193V175H192V172ZM198 171V172H197ZM210 171V172H209ZM213 171H214V174L216 175V177H215V175H213V174H210L209 175V173H213ZM216 171L218 172H222V173H216ZM233 171V172H232ZM235 171V172H234ZM38 173V174H36V173ZM80 172V173H79ZM146 172V173H145ZM148 172V173H147ZM153 174H152V173ZM178 172V173H177ZM189 172V173H188ZM197 172V174H195ZM200 172V173H199ZM203 172V173H202ZM82 173H83V175H82ZM134 173V174H133ZM144 173V174H143ZM174 173H175V175H174ZM177 173V174H176ZM185 173H186V175H185ZM199 173V174H198ZM80 174V175H79ZM85 174V175H84ZM97 174L98 175H100V176H97ZM136 174V175H135ZM145 174H148L149 175V178H148V175L146 176ZM168 174H169V176H172V177H169L168 176ZM171 174V175H170ZM187 174L188 175H190V176H187ZM220 174V175H219ZM222 174V175H221ZM225 174V175H224ZM231 174V175H230ZM236 174H237V176L238 177H240V178H237V176H236ZM137 175H138V178H137ZM153 177H152V176ZM183 175V176H182ZM194 176L192 179L195 181V180H197V182H196V185H195V182L192 180V179H190L189 177H192V176ZM198 175H200V177L198 176ZM204 175H206V176H204ZM221 176V178L219 177V176ZM223 175H224V178H222L223 177ZM234 175V176H233ZM39 176V177H38ZM43 176V177H42ZM70 176V175H69ZM78 178H77V177ZM91 176V177H90ZM125 176V175H124ZM131 176H134V177H131ZM143 176H144V179H143ZM178 176H180V177H178ZM185 176V177H184ZM187 176V177H186ZM209 176H211V179H210V177ZM214 176V178L216 179H220L221 181H225L226 183V185L224 186V187H226L227 188V186H231V189H230V186H229V188H227L228 190H227V192L225 193V194H223L222 196H218L219 198L218 199H216V200H210V201H204V204L202 205V207H201V209L199 210L198 208V210L197 209H195V210H197V211H193V210H191V208L189 207V209H187L188 207L186 206V208H185V206H182L183 208H182V211H183V213L184 214H182V215H180L179 216V212H180V210L178 209L179 207L177 206V204H176V202L174 201L175 199V196L176 195H179L180 194V192L182 193V190L181 189H179L178 188V186H176V185H178L179 184V182L178 181H180V179H184V181H182V182H180L181 184V188H184L183 187V185L187 188H189V190H190V192L192 193H197V188H198V192H200V188H202L201 186L203 185V187L204 186H206V184L207 183H209V184H207L208 186H211V184L215 181L214 179H212V177ZM89 177V178H88ZM93 177H95V178H93ZM97 177H98V179H97ZM100 177V178H99ZM130 177V178H129ZM137 179H136V178ZM142 177V178H141ZM150 177H151V180H152V182H151V180H150ZM175 177L176 178H178V179H175ZM182 177H184V178H182ZM199 178V179H201L202 180V182H201V180H199V182L202 184H200L199 182H198V179H195V178ZM208 177H209V180H206L207 182H204L203 180H204V178L206 179H208ZM219 177V178H218ZM232 177H234L233 179H232ZM133 178V179H132ZM141 178V179H140ZM154 178V179H153ZM15 179V180H14ZM85 181H84V180ZM95 179H97V180H95ZM132 179V180H131ZM185 179H187L188 181H189V183H190V181H191V183L192 184H189L188 185V183H187V180H185ZM190 179V180H189ZM229 179V181H227ZM12 180V181H11ZM131 180V181H130ZM135 182H134V181ZM210 180H212V182L210 181ZM214 180V181H213ZM15 181V182H14ZM32 181V183H33V185L34 186H31L32 184L30 183ZM46 181V182H45ZM82 181V182H81ZM88 181H91V182H95L94 184L93 183H88ZM146 181H143V184H144V182H145V184H148ZM171 181H172V183H171ZM209 181V182H208ZM131 182H132V184H131ZM175 182V183H174ZM185 182V183H184ZM211 182V183H210ZM228 182H230V183H228ZM36 183V184H35ZM38 183H40L39 184V187L37 186L38 185ZM41 183L43 184V185H41ZM45 183V184H44ZM127 183H130V185L128 186L127 185ZM140 182H138V184H139ZM182 183H183V185H182ZM236 185H235V184ZM20 184V185H19ZM29 184V185H28ZM137 184V183H136ZM141 185H142V182L140 183ZM144 184V185H145ZM171 184V185H170ZM193 184H194V186H193ZM229 184V185H228ZM6 185H8V186H6ZM26 185L27 186H30V187H32V191H31V189H30V187H28L29 189H27L26 190ZM44 185H45V187H46V185H47V187L45 188L44 187ZM134 185V184H133ZM171 186V188H170V186ZM173 185H174V187H173ZM186 185H188V186H186ZM190 185H192L191 187H192V189L190 188ZM201 185V186H200ZM250 185V186H249ZM36 186H37V188H36ZM41 186V187H40ZM74 186H75V188H74ZM84 186V185H83ZM83 186H82V188H81V190L83 189ZM176 186V187H175ZM200 186V187H199ZM232 186H237L235 189H237V190H234V188L232 187ZM252 186V187H251ZM16 187V188H17ZM100 187H102V188H100ZM104 187H105V189H104ZM107 187V188H106ZM129 187H130V190H128L129 189ZM197 187V188H196ZM253 187H255V188H253ZM33 188H35V189H33ZM84 188L86 189V187L84 186ZM126 188H128L127 190L129 191H127L126 190ZM173 188L175 189V191L173 190ZM177 188V189H176ZM194 188H196V190L194 189ZM205 188V187H204ZM251 188H253V189H251ZM20 189V191H18ZM41 189V190H40ZM101 189V190H100ZM104 189V190H103ZM205 189H207V188H205ZM248 189V190H247ZM249 189L251 190L250 192H249ZM23 190V191H22ZM30 190V191H29ZM45 190V191H44ZM105 190H108V192L106 191V193L104 192ZM171 191V190H173L172 192H173V194H172V192L170 193L169 191ZM233 190V191H232ZM25 191H29V192H31L32 194H33V196H32V194H28L27 192H25ZM36 191V192H35ZM105 193V195L102 193ZM230 191V192H229ZM22 192L24 193V194H22ZM41 192V193H40ZM125 192H128V194L131 196H128V194H125ZM238 192H240V193H238V194H240V195H238L237 193ZM21 196V198H20V196L18 195V194ZM25 193H27V196H25L26 194ZM38 193H39V195H38ZM99 193H100V196H101V193H102V195H103V197L101 196H99ZM205 193V192H204ZM243 193V194H242ZM249 194V198H248V195H246V194ZM35 194H37L36 196H37V200H42L41 202H39V201H36V196H35ZM239 196V197H242V198H239L237 195ZM6 194H4L3 195V197L5 196ZM45 198V200H44V198H42V196ZM53 196V198H52V196ZM165 195V196H164ZM168 195V196H167ZM170 195H172V196H170ZM175 195V196H174ZM246 195V196H245ZM19 196V197H18ZM31 196V197H30ZM41 196V197H40ZM49 196V197H48ZM91 196V197H90ZM92 196H94L93 198H95V199H97V200H95V199H93L92 198ZM109 196V197H108ZM121 196H119V198L121 199ZM126 196V197H125ZM27 197V198H26ZM97 197V198H96ZM105 197H106V199H105ZM129 197V198H128ZM166 197H168V199H163V198H166ZM169 197L171 198V200H173L174 202H175V204H173L174 202H172L171 203V200H169ZM245 197V198H244ZM23 198H24V200H23ZM35 198V200H33V201H31L32 199H34ZM42 198V199H41ZM90 198H91V200H90ZM126 198V199H125ZM243 198L246 200V198H247V200H246V203L247 202H250V203H248V204H246V206H245V200H243ZM28 199V200H27ZM31 199V200H30ZM49 199V200H48ZM102 199V200H101ZM125 199V200H124ZM130 199H132V200H130ZM239 199H242L243 201L241 202ZM248 199H252V201H254V203L251 201V200H248ZM254 199V200H253ZM22 200H23V202H22ZM31 202H30V201ZM85 200V199H84ZM94 200V201H93ZM123 200L125 201V202H127V205H128V203H129V205H131V206H127L126 204H125V202L123 203ZM127 200V201H126ZM129 200H130V202H129ZM160 200H158V201H160ZM177 200V199H176ZM48 201V202H47ZM51 201V202H50ZM214 201V202H213ZM38 202V203H37ZM48 204V206H47V204ZM58 202V203H57ZM60 202L62 203L61 205H60ZM106 202V203H105ZM108 202V203H107ZM252 202V203H251ZM23 203V204H22ZM25 203V204H24ZM28 203V204H27ZM32 203H34V205H36L35 207H33L32 206ZM42 203H44L43 205H42ZM93 203V204H92ZM131 203V204H130ZM171 203V204H170ZM219 203V204H218ZM260 203V202H259ZM37 204H39V206H37ZM53 207V209H51L50 207V205ZM100 204H102V205H100ZM103 204L105 205V206H103ZM221 204H224V205H221ZM251 204H253L255 207H256V210H255V207L253 206V205H251ZM256 204V205H255ZM24 205H25V207H24ZM28 205V206H27ZM45 205H46V207H45ZM58 205V206H57ZM67 205V206H66ZM100 207H99V206ZM136 206L135 207V209H134V206ZM219 205L220 206H224V207H219ZM41 206V207H40ZM45 208H44V207ZM70 206V207H69ZM72 206H75V207H72ZM127 206V207H126ZM217 206V207H216ZM228 208V212H226V207ZM233 206V207H232ZM234 206H236V208H234ZM248 206H250V207H248ZM252 206L254 207V208H252ZM43 207V208H42ZM49 207V208H48ZM57 207V209L55 210V208ZM68 207V208H67ZM80 207V208H79ZM93 207H95L96 208V210L95 209H93ZM109 207H111V205L109 206ZM108 207V208H109ZM160 207H162V205L160 206ZM177 207V208H176ZM221 209V208H225V210L224 209H222V210H220V211H218L217 209H219V208ZM232 207V208H231ZM252 208V210L251 209H245V210H243L244 208ZM257 207L259 208V209H257ZM41 208V209H40ZM100 208V209H99ZM137 208V209H136ZM229 208H230V210H231V212L232 211H234V212H236V210H237V208H240V209H238V211H239V213L240 214H244L245 212L247 213V215L246 214H244L245 216H246V218L248 219L249 217H247V216H249V211L251 212V213H253V211H254V214L251 216V214H250V218L247 220V219H245V216L242 214V215H240V216H243V217H240V216H237L238 218H233V215H236V213H238V212H236V213H234V212H232V215H231V213H230V210H229ZM242 208V209H241ZM260 208H261V210H263V211H261L260 210ZM25 211H27L28 213H26V212H24V210ZM27 209H31L30 210V215H29V210H27ZM35 211H34V210ZM43 209H44V211L45 210H48L49 209V211L46 213V211H45V213H43L44 211H43ZM51 209V210H50ZM60 209V210H59ZM82 209H84V210H82ZM87 211H86V210ZM101 209H103V211L101 210ZM141 209H142V211L144 212H140L141 211ZM234 209V210H233ZM254 209V210H253ZM35 212H33V211ZM54 210V211H53ZM79 210V211H78ZM97 210H100V211H102L101 213H100V211H97ZM104 210H106V211H104ZM139 211V213L137 212V211ZM213 212H212V211ZM224 210V211H223ZM242 212H241V211ZM246 210H249V211H246ZM258 210V211H257ZM36 211H37V213L38 214H40V215H38L37 213H36ZM41 211V212H40ZM50 211H52V212H54V213H52V212H50ZM59 212V214H58V212ZM63 211V212H62ZM77 211V212H76ZM81 211V212H80ZM96 211H97V213H96ZM186 211V212H185ZM192 211V212H191ZM216 211H217V213H216ZM244 211V212H243ZM34 213V215H36V217L34 216V218H33V213ZM56 212V213H55ZM64 212H65V216H66V220H65V216L64 215H62L61 217L63 218V220H62V218L60 217V215L61 214H64ZM71 212L73 213V214H71ZM104 212H106L105 214H103ZM226 212V213H225ZM2 213V215L0 216V233L1 232H8L9 233V231L13 228V226H14V224H13V222L10 220V219H8L7 217H5L4 216V214H5V212H1ZM61 213V214H60ZM67 213L69 214V217L70 218H68V215H67ZM80 213V214H79ZM95 213V214H94ZM109 213H111V212H109ZM223 213H225L224 215H223ZM229 213V214H228ZM238 213V214H239ZM249 213V214H248ZM258 215V218L259 219H261V220H259V219H257V216L255 217V215L256 214ZM259 213V214H258ZM31 214H32V216H31ZM49 214H52V215H49ZM54 214V215H53ZM56 214H58V215H56ZM82 214V215H81ZM90 214V215H89ZM101 216H100V215ZM126 214V215H127ZM144 214H146V215H144ZM260 214H262V215H260ZM42 215V216H41ZM45 217H44V216ZM73 217H75L76 218V215H77V218H76V221H75V218H73ZM89 215V216H88ZM91 215H92V217H91ZM109 215V217H107ZM125 215V214H124ZM202 215V216H201ZM226 215H228L229 216V218H228V216H227V219H226ZM231 215V216H230ZM30 216V217H29ZM39 216V217H38ZM49 216V217H48ZM54 216V217H53ZM128 216V215H127ZM145 216H146V218H145ZM153 216V215H152ZM155 216V215H154ZM178 216V217H177ZM254 216V217H253ZM56 217V218H55ZM74 219V220H72V218ZM84 217L85 218H87V219H84ZM107 217V218H106ZM130 217H131V219L132 218H134L135 219V221H134V223H133V220L134 219H132V222H131V220H130ZM138 217H140V218H138ZM151 217V216H150ZM213 217V218H212ZM224 217V218H223ZM252 217L254 218V220H250V219H252ZM31 218H32V220H31ZM53 220H52V219ZM93 218H94V221L96 222H94L93 221ZM103 218H104V220H103ZM109 218V219H108ZM111 218V219H110ZM173 218V219H172ZM176 218V219H175ZM242 218H244V219H242ZM44 220V222H42L43 220ZM49 219V220H48ZM55 219V220H54ZM60 219V220H59ZM78 219H79V221H81V222H78ZM81 219V220H80ZM92 219V220H91ZM101 219V220H100ZM108 219V220H107ZM169 219V218H168ZM201 219H203L201 222L199 221V220H201ZM204 219H205V221H204ZM231 219V220H230ZM233 219V220H232ZM236 219H238V222H241V223H238L237 221H236ZM240 219H242V220H240ZM52 220V221H51ZM57 220V221H56ZM87 220V221H86ZM225 220H226V222H225ZM236 221V224H235V221ZM244 220H247V221H244ZM260 221V223H259V221ZM48 221V222H47ZM51 223H50V222ZM55 221V222H54ZM62 221L63 222H65L64 224L62 223ZM71 222L70 224L68 223V222ZM74 221V222H73ZM91 221L93 222V224L91 223ZM198 221V222H197ZM217 221V222H216ZM224 221V222H223ZM251 221V222H250ZM255 221H258V224H259V226H258V224H256V227H255V225H254V223H252V222H255ZM62 223L61 225L60 224H56V223ZM99 222L101 223V224H99ZM108 225H110L109 227H108V229H107V224ZM126 222V221H125ZM174 222V223H173ZM231 222H233L232 224H231ZM248 223V225L250 224V226H251V228H250V226H249V228H248V230L244 227V226H242V225H244V224H246L247 225V223ZM42 223V226H40V224ZM55 224V225H53V224ZM77 223H81L82 224V226L84 225H86L85 227L83 226H81L80 224H77ZM88 223V224H87ZM150 223H153V222H150ZM244 223V224H243ZM252 223V224H251ZM255 223H257V222H255ZM72 224H74V226H72ZM75 224H77L76 226H75ZM106 224V225H105ZM215 224V225H214ZM226 224H228L227 226H226ZM231 224V225H230ZM238 227L239 226V224L242 226V227H240V228H237L235 225ZM56 225H60L59 226V229H58V227H56ZM100 225V226H99ZM102 225V226H101ZM133 225V226H132ZM135 225V226H134ZM146 225H147V223H146ZM208 225H212V226H208ZM248 225H247V227H248ZM49 226V225H48ZM78 226V227H77ZM94 226V227H93ZM100 227V229H98L99 227ZM172 226V227H171ZM226 226V227H225ZM231 226V227H230ZM254 226V227H253ZM65 227H67L66 229L70 232V233H68V231L66 230V229H63V228ZM70 227V228H69ZM76 227V228H75ZM103 227H104V229H103ZM135 227V228H134ZM153 227H156V228H154L153 229ZM253 227V228H252ZM260 227V229H258ZM60 228H62V230H64L63 231V233H62V230L60 229ZM73 228V229H72ZM82 228H84V231H83V229ZM85 228H89V229H85ZM93 228V229H92ZM97 228V229H96ZM102 228V229H101ZM172 228H174L173 230H172ZM219 228V229H218ZM230 230H229V229ZM231 228H233V229H231ZM257 230V231H255V229ZM74 229L76 230V232L74 231ZM77 229H79V230H77ZM91 229V230H90ZM108 230L107 232H106V230ZM135 229H136V231H135ZM137 229H138V231L140 230V232H138L137 231ZM190 229V230H189ZM238 229H242V233H240L241 231L240 230H238ZM254 229V230H253ZM59 232H58V231ZM61 230V231H60ZM88 230V231H87ZM97 230V231H96ZM201 230H202V232H201ZM65 231H66V234H65ZM86 231H87V233H86ZM103 231V232H102ZM106 233H105V232ZM126 231V230H125ZM131 231H132V236L130 235V233H131ZM150 231V232H149ZM169 231V232H168ZM215 231H216V233H215ZM226 231V232H225ZM252 231H254V232H252ZM84 232V233H83ZM99 232V233H98ZM135 232H136V234H135ZM204 232V233H203ZM244 232V233H243ZM248 234V235H250V233H251V235L253 236V237H251V235L248 237V235H246V233ZM249 232V233H248ZM263 232V233H262ZM68 233V234H67ZM86 233V235H81V234H85ZM89 233H91L92 235L91 236H93V238L92 237H90V234ZM98 233V234H97ZM108 233H110V235L108 234ZM133 233H134V236H133ZM140 233V234H139ZM151 233V234H150ZM203 235V234H205L206 236H202L201 234ZM222 233V234H221ZM230 233V234H229ZM235 233V234H234ZM253 233H256V234H253ZM259 233L260 234H262V235H260L259 237L261 238V240H260V238L258 237V235H259ZM71 234V235H72ZM89 234V235H88ZM106 234L108 235V236H106ZM209 234L212 236H209ZM243 236L244 234V236H247V237H242L241 235ZM11 234H9V236H10ZM81 235V236H80ZM101 235V236H100ZM104 235V238L102 237ZM142 235V236H141ZM167 235V236H166ZM201 235V236H200ZM254 235H257V237L256 236H254ZM89 238H87V237ZM95 236V237H94ZM120 236H122V237H120ZM125 236V237H124ZM208 236V238H204V237H207ZM242 238H244V239H242L241 240V237ZM10 237H12V235L10 236ZM108 237V238H107ZM124 237V238H123ZM204 239H203V238ZM86 240H85V239ZM95 238V239H94ZM107 239V241L109 240V239H111L112 240V242H111V240H109L108 242H109V244L110 243H113V244H108V242L107 241H105L106 239ZM115 239V243L113 242V240ZM201 238H202V240H201ZM215 240L214 242H213V239ZM226 238V239H225ZM230 238V239H229ZM246 238H257V239H259V240H257V239H255V240H251V239H246ZM42 239H44V240H42ZM84 239V240H83ZM90 240V241H88V240ZM93 239V240H92ZM96 239H98L97 240V242L95 241ZM123 239H125V241L123 240ZM126 239L128 240L127 242H130L131 243V240H132V243L130 244V243H126ZM135 239V240H134ZM207 241H206V240ZM212 239V242L210 241ZM92 240V241H91ZM117 240H119V242H117ZM217 240V241H216ZM218 240H220V241H218ZM244 240V241H243ZM245 240L248 242V244L245 242ZM0 241H1V239H0ZM95 241V243H97L98 244V246L100 247V248H102L103 250L104 249H106L107 247H108V249H106V250H101V251H103V252H101L102 254H103V256H101V258H100V255H102V254H100L99 252V249L100 248H97V245H95L96 246V249L97 250H95V248H94V250H93V248L91 247V246H93L94 244H91V242L93 243ZM100 241V242H99ZM157 241V242H156ZM204 241H206V244H204L205 242ZM224 241V242H223ZM251 241L252 242H254V243H251ZM261 242L262 244H263V247L262 248H259V247H261L262 245H261V243L259 244V242ZM83 242V243H82ZM86 242H88V243H90V244H86ZM99 242V243H98ZM107 242V243H106ZM116 242L118 243V244H116ZM195 241H192V243L191 244H193ZM211 242V243H210ZM218 242V243H217ZM243 242H245V244H243ZM257 242V243H256ZM45 243V242H44ZM126 243V245H123V244H125ZM208 243V244H207ZM249 243H250V245H249ZM85 246H83V245ZM104 244V245H103ZM106 244V245H105ZM107 244H108V246H107ZM117 245V247H115L116 245ZM130 244V245H129ZM161 244L163 245V246H161ZM242 244V245H241ZM247 244V245H246ZM251 244H253L254 246H256V247H254L253 245H251ZM256 244V245H255ZM39 245H41V244H39ZM88 245V246H87ZM101 245V246H100ZM103 245V246H102ZM114 247H113V246ZM119 245H121V246H119ZM196 245V244H195ZM195 245H193V246H195ZM209 245V246H208ZM245 245V246H244ZM257 245H259L258 247H257ZM261 245V246H260ZM83 246V247H82ZM95 246H93V247H95ZM105 246H106V248H105ZM110 246H112V247H110ZM124 246V247H123ZM167 246V247H166ZM249 246V247H248ZM251 246H253V247H251ZM88 247V248H87ZM149 248V249H147V248ZM246 250H248V251H245V249ZM83 248H84V250H85V252H84V250H83ZM91 248V249H90ZM111 248H113V250L111 249ZM119 248V249H118ZM145 248H146V250H150L149 252L148 251H145V252H143L144 250H145ZM157 248V249H156ZM161 248V249H160ZM248 248V249H247ZM250 248V249H249ZM259 248V249H258ZM23 252L24 251H27L26 249H30V246H24V247H21L20 248ZM122 249H123V251H122ZM159 249V250H158ZM241 249V250H240ZM243 249H244V251H243ZM253 249H254V252H253ZM258 249V250H257ZM261 249V250H260ZM82 250V252H80ZM91 250L92 251V253H90L89 251ZM112 250V251H111ZM252 252H251V251ZM63 251H65V252H63ZM118 251V252H117ZM122 251V253H120ZM156 251H159V252H161V253H159V252H156ZM178 251L180 252V253H178ZM239 251V252H238ZM241 251H243V252H245V253H243L242 255H240V253H241ZM67 252H68V249H61V251H60V253H61V255L62 254H67ZM105 252H106V254H105ZM151 252V253H150ZM175 252V253H174ZM247 252H249L248 254H246ZM261 252V253H260ZM79 253V254H78ZM136 253V254H135ZM145 253H147V255L145 254ZM156 253H159V255L157 256L156 255ZM173 253V254H172ZM251 253V254H250ZM254 253V254H253ZM82 254V255H81ZM132 254V255H131ZM174 254H176L175 256H174ZM237 254H238V256H237ZM253 254V255H252ZM81 255V256H80ZM86 255H87V257H86ZM149 255H153V256H155V257H153V256H151V258H152V261H151V259H150V257H149ZM162 257H161V256ZM247 255V256H246ZM249 255H252V256H249ZM254 255H257V256H254ZM258 255H261L262 257H259ZM71 256H72V258H71ZM85 256V257H84ZM96 256V257H95ZM119 256H121V257H119ZM123 256V257H122ZM139 256V257H138ZM239 256H243V257H247V258H251L250 260H248L247 258L246 259H244L243 257V260H242V258H240ZM75 256L74 255H70V257L69 258H71V259H73ZM102 257H104V258H102ZM133 257V258H132ZM147 257V258H146ZM256 259H255V258ZM154 258V259H153ZM167 258V259H166ZM239 258L241 259V260H239ZM253 258V259H252ZM259 258H261V260L259 261ZM83 259H81V261L79 262L80 264H82L83 263ZM95 259V260H94ZM98 259H99V261H98ZM101 259V260H100ZM105 259V260H104ZM124 259V260H123ZM134 259V260H133ZM139 260L138 262H136V260ZM147 259H148V261H147ZM89 260V259H88ZM122 260V261H121ZM248 260V261H247ZM253 260V261H252ZM255 260H257V261H255ZM40 261H42V260H40ZM90 261V260H89ZM164 261V262H163ZM192 261V260H191ZM195 261V262H194ZM196 261H197V263L198 264H200L199 262H198V259H196V257L194 258V260L192 261L194 264H197L196 263ZM238 261H240V262H238ZM247 261V262H246ZM37 262L39 263V260H37ZM45 262L47 263V264H52V263H50L51 262V260H50V262L49 261H46L45 260ZM49 262V263H48ZM99 262V263H98ZM153 262V263H152ZM160 262V263H159ZM243 262V263H242ZM252 262V263H251ZM90 264L88 261L87 262H85L84 264ZM192 263V264H193Z\"/></svg>",
    "mask_w": 264,
    "mask_h": 264
}]
</instances>
